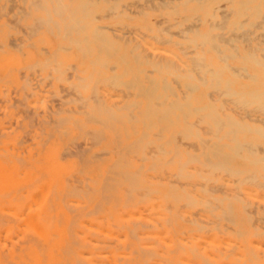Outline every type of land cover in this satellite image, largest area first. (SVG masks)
<instances>
[{
  "label": "rangeland",
  "instance_id": "obj_1",
  "mask_svg": "<svg viewBox=\"0 0 264 264\" xmlns=\"http://www.w3.org/2000/svg\"><path fill=\"white\" fill-rule=\"evenodd\" d=\"M32 1L34 2V0H32ZM32 1L31 0H0V188L2 187L0 189V192L2 193V194L0 193V196L2 197V199L0 197V247H1L0 254H2L3 251H5L4 254L2 255L3 257L2 256H1L2 258L0 257V260L5 259L3 262L0 261L1 264H4L5 261H6L5 264H7V263L11 264L10 260H11L12 255L14 256L15 254H17L16 256L18 257V255L22 252V250L24 251L23 252L24 254L21 253L23 255L22 256L19 255V257L21 259V257H23V256L25 257V256H27V254H29L27 257L23 258L27 261H30V259L32 261V258H34V259L38 258L37 260L39 262H41L40 264H50V263L54 264L52 262H54L55 259L57 261L58 258L62 259V261H63L64 259L61 258V257H63L62 253L67 252L66 254H68V252H69L66 249H65L66 250V252H65L63 246L64 247L66 246L68 250L71 249L69 246H67L69 241H70L69 243L76 242V243H78V245L84 244L85 247L89 246V245H85V243L87 244L90 242L89 243L90 248L93 250V253H96L94 251H97L94 248L95 247L98 248V246L95 245L94 243L98 244L99 242H101L102 243V244L100 243L101 245L104 244V246H102V248H104V249L107 248V251H105V252H108V254H110V252L114 251L113 250V251L109 252L110 249H113L112 246L118 245L119 246L118 249H116L114 246V248L116 249L115 251L117 252V250H119L120 253L125 252V254L128 255V256H126L125 254H123V256L125 255L124 257L122 255H120V258L121 257L124 258V259L123 258L120 259L121 264L131 263L129 261V260H131V258H134L132 260V263L136 261L135 263H138V264L139 263L140 264H146V263L147 264H155L156 260H157L156 264H169V263L170 264H195L196 259H197L198 263L200 260L202 262V264H216V263H214V261H212V258L210 257L211 254H210V252H208L210 249L215 250L218 253L222 251L221 254L227 258L223 263H220V264H226V263L227 264H261V263L264 264V246H263L264 245V237H263L264 236V232H263L264 231V218H263L264 217V206H261V205H264V202H263L264 201V173H263L264 168H262V167H264V163H263L264 162V153H261V152H264V150H262L264 148V135H259L260 133H255L254 131H250V132H248L247 130L243 131L241 128L238 129L240 132H238V131L231 132L229 135H227V138H226V135L225 136L222 135L225 132V129L227 128V126L223 127V123L225 122V117H227L226 115H225V117L223 115L227 114V112L230 111V113H232L233 115H235V113H236L235 116L237 118H240V117H246V119H249V117H250V119L255 118L253 120L255 122H252V123H255L257 125H261L262 127H264V121H263L264 112L262 110H260L259 108L256 109L255 105L250 104L248 106V108H245L247 106L242 105L244 103L240 104L239 102L236 103V101H235V103L238 104V105H236L234 102L233 103L230 102V101H234L236 96H234V95H230V97L226 96L225 95V94H227V92H225L226 87L224 88L223 85H220V86L211 85L210 82L207 80L208 79L207 77H209V75H210L209 72L208 71L204 72V70L207 68V66H208V69L211 67L210 64L212 65V67L209 69L210 72H211V69L214 70L216 68H223L224 71H221V73H220L221 77L222 78H234L236 81L231 85L230 88L231 89L234 88L233 90H238L239 84L246 82V80H247V78L245 76H243L246 74L244 72L245 71L244 69L246 68V70L249 72L254 71V68H252V66L244 60V58L247 55H249L247 53L251 54L253 52V55L258 60H260L261 62H264V56L262 58V56L260 55V54L264 53V52H261V48H264V44H263L264 43V40H263L264 36H262V35H264L263 34L264 33L263 32L264 23L262 24V22H264V18H263V16H264V14H263L264 13V5L263 4L264 3L262 2V0H255V2H254V4L259 5V8H260L259 14L261 16L260 15H258V16L257 15H251L250 12H247V11L241 12L240 14L235 13L236 14L235 15L233 12L234 8L232 10L230 8H232L236 4V0H232V1L231 0H229V1L225 0V2H224V0H218L219 2L214 4V8L219 13L224 14L226 12L227 6L229 7V11L230 10L232 11V12L230 11V13H229L230 16L227 14L229 17V19H228V17L226 18V19H228L227 20L228 22L227 21L223 22L222 21L223 18L221 19L222 16H220V15L216 16L217 18L216 17L211 18L212 17V16L210 17L211 10H209L205 6H202L204 0H198L199 3L196 0H193V1L188 0L189 2L187 0H186V2H184L185 0H173V1H171L173 3V5L170 2H169L170 4L168 3L170 6L168 4H167V6L164 5L167 8H164V7L160 8L161 5H160V7H158L157 4H155L156 2L154 3V0H119V1L95 0V1L99 2V4L97 3L98 4L97 9H95V12L93 13L92 17H90V19L87 22H84L85 23L84 25L86 26V28L84 29V32L79 30L80 35L77 34L78 32L76 34H75V32H71V34H70V32H67L63 28V24H64L63 22L64 21L63 22L61 21L63 19V18H61L62 16L59 17V15L56 12H54V11L52 12V10H54L53 9L54 6L51 5V4H54L53 1L51 3V0L50 1L46 0L47 3H44L45 5L46 4L48 5V6L46 5V7L49 8L50 12L47 9H46V11L41 10V9L45 8V7L43 8L44 4H43L42 8L36 10L32 5V3H33ZM70 1L69 0H62V2L68 8H71V6L75 5L77 2V0H70ZM114 2L116 3V5L115 4L114 5L117 6V7H115L116 9H112V8H114V5H112ZM185 3H186V5L184 6ZM137 4H139L141 6H139ZM153 4L156 6H155V10L152 11V9L154 8ZM178 4H179V6H178ZM209 4H211V3H209ZM175 5H177V7ZM110 6L112 7L111 9L113 10V12H115L114 10H117V12L113 13L112 10L110 9ZM139 7H141V8H139ZM170 7L171 8L173 7V8L171 9ZM174 7H176V8H174ZM126 8L129 10H127ZM184 8H186L185 11H184ZM174 9H176V10L178 9L179 11L177 10L178 11L177 12L175 10V12H174ZM22 10L24 11V15H23ZM107 10H109V12ZM25 11H28V12H25ZM140 11H143V12H140ZM25 13L26 14L28 13V14L26 15ZM45 13H46L48 19H46L47 17L45 16ZM54 13L57 16L56 15L54 16ZM142 13H148V14H146V16H145V14H142ZM153 13H154V15H152ZM174 13H176V15ZM118 14H120V15H118ZM178 14H179V16H178ZM196 14L200 15L199 16L200 21L194 20V18L197 17ZM21 15H23V16H21ZM48 15L52 16L51 17L52 22L57 21L58 24H56V22L55 23L53 22L54 23L53 24L50 20V16H48ZM115 15H116V18H115ZM190 16L192 18H189ZM238 16H239V18H238ZM24 17L26 18V20ZM38 17H40V18H38ZM41 17H42V19H41ZM186 17H187L188 21L185 20L186 22H183V20ZM256 17H258V18H256ZM37 18H38V20H37ZM174 18H175V20H173ZM244 18H246V19H244ZM43 19H45L47 21H45ZM42 20H43V22L41 23L40 21H42ZM208 20L210 23L208 22ZM213 20L214 21L218 20L219 22L222 21L223 25L221 24V28H223L222 32L224 33L225 37L222 35V32L220 31L221 30L220 27H219L220 30L218 29V27H216L217 29L213 28L214 30L210 28L212 26L214 27V23H212ZM245 20H247L246 23H245ZM191 21H192L194 27L198 26V28L200 29V32H202V31L205 32L207 30H211L212 34L217 33L219 35V33H220L225 39L228 38L227 40L232 39L235 36L239 37L240 34L242 36H245V38L240 35L241 38H244V40H242L240 37H239V39L235 37L234 40L238 39L237 41H235V43L233 42L234 41L233 40V41H229V45H228V43L225 45L223 44L227 48L230 46L232 47L233 45H235V47L237 46L236 51L235 50L234 51L233 50H223L224 52H222V50L221 51L218 50V52H215L217 50H209V52H208V50H207V52H206V50H203V52H201L202 48H201V46H199L200 44L196 45V43H195V45H196L195 46L194 44H192L193 42L190 41V39H192L193 34H194V33H192L193 31L188 32V31H185V29H183V28H185V26L189 25L191 23ZM218 21L215 22V24L218 23V25H220ZM257 21H259V23H261L260 28L257 24L258 23ZM168 22H169V24H168ZM176 22H178V23H176ZM43 23H45V24H43ZM175 23H176V25L174 26L173 24H175ZM233 23H235V27L237 29L234 28ZM46 24H47V26H45ZM209 24H211V25L209 26ZM125 25H126V27H125ZM155 25H157V26H155ZM158 25H161V26H159V28L160 27L164 28V26L167 25V28L166 27L164 28L165 32L162 31L163 30L162 28H160L161 29L160 31L163 33L169 32L170 35H169V33L167 35L161 33L159 31ZM178 25H179V27H178ZM238 25H241V27ZM245 25H248V29H246L247 26H245ZM49 26L52 27L51 30L49 29ZM85 26H83V27H85ZM98 26H101V27L98 28ZM223 26L226 28H224ZM56 27H58V29H56ZM102 27H103V29H100ZM238 27H240L241 29ZM242 27L246 32L244 30H242ZM106 28H108V29H106ZM178 28L182 30V32H183L182 35L184 37H188V38H184L181 35V33L179 31H177ZM94 29L104 30L105 32H107L112 37V39L114 41H116L120 44H123V45L125 44V46H128L129 49H131L135 45L134 46L135 50H118V51H116V55L114 52V55L116 57L113 55V52H110V54H112L111 56H108L110 54L106 55L107 58H106L105 63L107 62V65L105 64L103 67H100V64L102 66V63H104V62L97 61V58H95V57H100L101 53L97 54L98 52L96 50H90V48H88L89 50H87V52H86L87 46H85V44L87 45V43L86 42L80 43L77 40V39H80V41H83L82 40L83 36L90 34V32ZM137 29L141 33H139V31ZM148 29H150L151 31H148ZM228 29H229V31H228ZM58 30L60 31L59 33H57ZM230 30H232V32L234 30V32L231 33ZM249 30L251 31V33H253V35H255L254 36L255 38L253 37V35L250 32L247 33V31H249ZM252 30H253V32H252ZM171 31L173 32L174 35L172 34ZM242 31L244 33H242ZM237 32L240 33L238 36H237ZM144 34L146 35L145 37H144ZM171 34H172V36H171ZM229 34H232V35H229ZM246 34H249V35L251 34L250 35L251 41H250V39H248L249 35L246 36ZM139 35L144 37V38L140 37ZM149 35L150 36L152 35L153 38L151 39V37ZM256 35H258V36H256ZM261 36L263 37L262 40H260L262 38ZM69 37L71 38V40L73 39L71 42L69 41L70 40ZM138 37H140L141 39ZM148 37H150V38H148ZM160 37H164L165 39L171 38V41L168 40L169 41L168 44H165V43H167L166 40L163 38V40L165 41V42H163L162 38H161L162 41L159 40ZM257 37H258V39H257ZM157 38H159V39H157ZM146 40L148 41V43ZM157 41H159V42H157ZM189 41H190V44H189ZM248 41L251 42V46L249 44L250 42H248ZM66 42H69V44H67ZM150 42H152L153 45ZM78 43H79V45H78ZM230 43H232L233 45H231ZM256 43L257 44L262 43V44H259L257 46ZM138 44H140L139 45L140 47L138 46ZM187 46H189V47H187ZM79 47L83 48L84 55H82L83 54L82 52L80 53V51H78L80 49ZM180 47H181V49H180ZM182 47H183V49L185 47H187V48H185L187 50H185V49H184L185 51L182 50ZM255 47L256 48L258 47L259 49H255ZM163 48H165V50ZM193 48H195V49L192 50ZM58 49H60V50L58 51ZM179 50L180 51L182 50L181 53L184 54L183 56ZM248 50H249V52H248ZM262 50L264 51V49H262ZM90 51L93 53H91ZM140 51H142V52H140ZM190 52H192V53H190ZM196 52L198 53L199 56H197ZM173 53H174V56H173ZM175 53L178 55L176 56ZM222 53L224 55L227 54L228 56H223ZM255 53L257 54V56ZM186 54H187V57H184V56H186ZM203 54H204V57H202ZM229 54H232V55L229 56ZM121 55H124V56L120 57ZM135 55L137 56L136 58H138V59H134ZM140 56H142L143 59L146 58L147 60L148 59L152 60L155 57V60L159 59L165 65L167 64L166 62H168V64L166 65L168 67L167 68L165 67L164 69L158 71L159 72V74H158L157 70L153 71L154 67L152 65V62L151 61L144 62V60L139 59ZM231 56L234 59H231L232 58ZM179 57H180V59H179ZM188 57H190V58H188ZM197 57H200V59ZM217 57H219V59L221 57H222L221 59H226L227 57H229L226 59L227 64L225 63L224 60L220 61ZM55 58H57V59H55ZM122 58H124L123 62H121L122 60L120 61V59H122ZM191 58H197L199 61L200 60L202 61V58H204V60H203V62L200 61V63H198L200 65L196 64V66L198 65L197 68L193 69L191 67H193L195 65L194 63L196 61H194V59L190 60ZM49 59L51 61H49ZM134 60H136V61H134ZM182 60L187 61V62H184V63L181 62L180 63L179 61H182ZM198 60H197V62H198ZM47 61H49L50 63H48ZM90 61H93L94 63L90 62ZM51 62H52V64H51ZM57 62H58V64H57ZM125 62H127V65L125 64ZM172 62H175V66H171V64L174 65V63H172ZM91 63L94 64L93 67H92ZM201 63L207 64V65L201 66ZM50 64H51V66H50ZM60 64L62 65L61 69H60V66H61ZM68 65L69 66L71 65V66L68 67ZM110 65H114L113 68L110 67ZM177 65L179 66V68L177 67ZM191 65H193V66H191ZM227 65H229V66H227ZM53 66L55 67V69ZM57 66H59V67H57ZM105 66H107L106 69H105ZM185 66L188 67V69ZM196 66H194V67H196ZM199 66H200L199 70H201V71L197 70L199 68ZM230 66L233 69L230 70L229 69ZM233 66L237 67L236 70L238 71V73L236 70H234L235 68ZM243 66H245V68ZM63 67H65V68H63ZM136 67H138L139 69ZM201 67H202V69H201ZM238 67L240 69H238ZM92 68L95 69V71ZM225 68H228V69H225ZM129 69H131L132 71ZM136 69L139 71H137ZM242 69H243V71H242ZM58 70H59V72H58ZM84 70H86L87 72ZM111 70H112V72H110ZM134 70H135V72H134ZM150 70H152V74H150L151 73ZM60 71H62V72H60ZM82 71H84V72H82ZM196 71H198V72H196ZM232 71L236 72V73L235 72L233 73V75H235L234 77H233V75H231ZM97 72H99V73H97ZM140 72H142V73H140ZM177 72L181 76L177 77L176 76ZM239 72L242 73V75H241L242 78H240L238 76L240 74ZM168 73H170V74H168ZM98 74H100V75H98ZM171 74H174V75H171ZM101 75H103V76H101ZM108 75L112 78H113V76L116 77V79H117L116 84H114L115 83L114 80H116V79L113 78L114 80H112V78H110ZM133 75L137 76V77L135 78ZM187 75L188 76L192 75L193 78H190V76H189L190 79H188V77H186ZM90 76H91V79H88V78H90ZM125 76H127V77H125ZM132 76H133V79H132ZM151 76H152V78H154V77L156 78V80L154 78L155 82L151 79ZM174 76H175V78H174ZM84 78H86V79H84ZM104 78H106L107 80ZM109 78H110V80H109ZM134 78L136 80L139 79V80H137L138 82L135 80V84H133ZM171 78H174V79H171ZM194 78H195V80H194ZM202 78H204V79L202 80ZM150 79L152 80L150 82H154L153 83L154 85L152 83L149 84ZM80 80L83 82H78ZM108 80H109V83L107 84ZM164 80L167 81L166 84H167L169 89L166 88V86H164V85H166ZM175 80H176V82H175L176 84H177V82L179 83V84H177V86L173 82ZM94 81H97V84ZM128 81L132 83L131 86H130V83ZM139 81H140V84H137V83H139ZM163 81H164V83H163ZM93 82H94V84H93ZM122 82L125 86L122 84L119 85V83H122ZM127 82L129 83V85H127ZM189 82H191V83L189 84ZM84 83L85 84L87 83V85L85 86ZM98 83H99V85H98ZM112 83L114 86L112 85ZM155 83H158V84H155ZM168 83L171 85H169ZM184 83H186V85H184ZM202 83H206V84L202 85ZM79 84H80V86H79ZM82 84H84V85L82 86ZM106 84H107V86H106ZM100 85L102 86V89L101 88L99 89ZM187 85H188V87H191L194 89V90L192 89L191 93L189 92V90L191 91V88L186 89ZM195 85H197V86H195ZM209 85H211L212 87ZM78 86H79V88H78ZM140 86H141V88H140ZM146 86H147V88H146ZM169 86L170 87L172 86L171 90H170ZM80 87H81V89H80ZM83 87H84V90H83ZM136 87H137V89H136ZM150 87H151V90H149ZM95 88H96V90H95ZM176 88H179V90ZM115 89H117L118 92ZM128 89H130V90L127 91ZM164 89L167 90V92L166 91L165 92L167 93L168 96H166V93L163 92ZM172 89L174 90V93H175L174 95L176 97L172 96L170 94V92L173 93ZM139 90L141 92L142 91L143 92L142 93L141 92L136 93ZM152 90H154L158 94V96H151L150 93L152 92ZM223 90H224V92H222ZM91 91H93V92H91ZM126 91L128 93L130 91L131 92L128 94ZM185 91H186V94H185ZM95 92L98 94H95ZM182 92H183V95H182ZM133 93H134V95H133ZM143 93H144V95H143ZM210 93H212V94H210ZM92 94H94V95H92ZM136 94H138V96ZM140 94H142V96H145V97H142ZM169 94H170V96H169ZM223 94L225 95V96H223V98H225V99H223L224 101L222 100V96H221ZM118 95H119V97L123 96V98L120 99L121 97L119 98ZM187 95H188V97H187ZM212 95H213V97H212ZM87 96H88V98H87ZM90 96L92 98H90ZM164 96H165V98H164ZM189 96H190V98H189ZM178 97H179V99H178ZM183 97H185V100ZM210 97H212V99L209 101ZM218 97H220V98H218ZM150 98H152V99H150ZM175 98L177 101L175 100ZM214 98H217L218 100L217 99L215 100ZM162 99L167 104V105H165V103H164L165 107H164V105L163 106L161 105V103L163 104ZM172 99L175 100V102H176L175 104L177 106L180 105V109H182L181 107H183V109L185 111L184 112H183V110L179 111L180 110V109L178 110L179 106L178 107L176 106L177 108H175ZM213 99H214V101H216L215 105L212 104L214 102V101H212ZM226 99H227V101H226ZM229 99H231V100H229ZM137 100H138V102H141V104L138 103ZM186 100H188V101L185 102ZM118 101L120 103H118ZM160 101H161V103H158ZM171 101H172V103H171ZM124 102H125V104H124ZM132 102L135 103V106L133 105L134 107H132ZM155 102L160 104V106L158 104H156ZM188 102H190V103H188ZM220 102L224 105V107L222 108V109H224L223 110L224 114L222 113ZM94 103H95V105H94ZM104 103H105V105H103ZM126 103H127V108H124L126 106ZM170 103L173 104L172 106H174L175 110L171 106L173 109L170 110L171 107L168 108V111H167L168 116H164V117L162 116L161 117L160 116L161 114L157 113V110H159L158 107L160 108V110H162V107H163V109H167V107L169 105H171ZM181 103H183V104L185 103L184 106L186 105L185 106L186 108L183 105L181 106ZM224 103L226 104V106ZM231 103L234 105H232ZM123 104L125 106H122ZM138 104H140V105H138ZM148 104L150 106H148ZM128 105H129V108H128ZM208 105H210V106H208ZM235 105L238 109L235 108ZM246 105H248V104H246ZM87 106H88V108H87ZM187 106H189V107L187 108ZM201 106H203V108L200 109ZM213 106H215V107H213ZM238 106H240L241 109H239ZM99 107H100V109H99ZM103 107H106V108L104 109ZM107 107H110V110L112 108L113 113H115L117 115V116L115 114L112 115V119H114V118L116 119V121H114L115 119L112 120L113 124H115V125L109 124L110 120H111V116H109V115H111L112 111L110 112V110H107L110 112V114H109V112L106 114L105 111H106ZM121 107H123V109H121ZM138 107H140V108H138ZM156 107H157V110H155ZM192 107H195V109L198 112L196 110H194V108H192ZM209 107L212 108V109L210 108L211 110L216 109V110H214V113L212 112L216 116L212 115L209 118L205 115V113H206L205 111H207L209 109ZM101 108L103 109V111ZM133 108H134V110H133ZM190 108L192 110L188 111L190 113H187V110ZM197 108H199V110ZM229 108L233 109V110L235 109L234 110L235 113L232 112L233 110H226ZM252 108H254V109H252ZM90 110H92V111H90ZM93 110H95V111L93 112ZM247 110L249 111V113H247V115H251V116L245 115L246 114L245 111H247ZM137 111L139 113H137ZM146 111H148V112H146ZM173 111L175 114L173 113ZM192 111H193V113L196 112L197 114L198 113L199 114L196 115V113H194V115H193L191 113ZM87 112L88 113L90 112L89 116H88ZM121 112H122V114H124V113L126 114V115L124 114L123 118L121 117L122 116ZM128 112L131 113V115L134 117V119L132 116H130V114L127 117ZM151 112L154 113L151 117H153V116L154 117L149 119V117H150L149 114H152ZM237 112H238L239 116L242 113L240 117L237 115ZM184 113L188 115V118L186 115L184 116ZM99 114H101L102 117H101V115H100V117L97 116ZM155 114L158 115V117L155 116ZM201 114H202V116H201ZM217 114H218V116H217ZM169 115L170 116L171 115H173V116L177 115L178 118L175 117L176 119L175 118L173 119L172 118L173 116L170 117ZM94 116H96L95 119H94ZM104 116H106L107 119L109 117L110 120L108 119V122L101 123V122L106 121V120H104V119H106V118H104ZM195 116L196 117L200 116L199 120H198V118L196 119ZM91 117H93V118H91ZM130 117L134 121H132V119ZM140 117H142V118H140ZM159 117H160V120H157V119H159ZM203 117L205 119H203ZM217 117L219 118V120H222L221 121L222 122L221 128L223 127V129L221 130V128L216 127L218 130L215 131L216 129H215V126L212 122H214L213 119L215 120V118H217ZM100 118H102L101 119L102 121L99 120ZM218 118H217V120H218ZM141 119L143 120V122L141 121ZM146 119H148L147 120L148 122L151 121L152 119L153 120H152V122L148 123L147 121H144ZM171 119L176 121V123ZM209 119H211V120L209 121ZM223 119H224V121H223ZM79 120H81V121H79ZM194 120H196V121L201 120L200 122L203 121L202 123L198 122L199 124H197V125L199 126V128L196 127L197 125L194 122ZM204 120L205 121L207 120V121L205 122ZM90 121H91V123H90ZM117 121H120V123H117ZM153 121H155V122H153ZM162 121L164 122L165 126L162 125V123H163ZM185 121H187L191 124L188 123L189 126L186 127L187 125H186ZM144 122H146L145 125L147 126L148 130H146V126L143 125ZM170 122L172 123V125L170 124V126H168L169 127L168 128L166 126V124H169ZM95 123H98V124H95ZM150 123H154L153 126L150 127ZM105 124H106V127H105ZM121 124H123V125H121ZM211 124H212L211 129H213L214 131L210 130L209 126ZM83 125H85V126H83ZM100 125L101 126L104 125L105 129H104V127L101 128ZM110 125L113 127H110ZM118 125L120 128L118 127ZM160 125H161V127L162 126L166 127V129L168 131L166 132L165 128H160ZM190 125L191 126L193 125L192 126L193 128L190 127ZM114 126H116L117 128L116 127L114 128ZM202 126H203V128L204 127L205 128L201 129L200 127H202ZM131 127L133 129L135 127L136 128L135 131L132 130ZM174 127H175V129H173ZM184 127H185L186 132L184 131ZM189 128L192 130L190 131ZM150 129H151V131H150ZM161 129L164 130V132L162 130V134H163L162 136L163 137H161V134H159V133H161L160 132ZM198 129H199L200 134H197ZM173 130H174V132H173ZM180 130H182V131H180ZM195 130H197V131H195ZM241 130L243 132H241ZM136 131H137V134H136ZM143 131L144 132L147 131L145 135H143L144 134ZM189 131L192 134H190ZM99 132H102V134L100 135ZM141 132H142V134H141ZM156 132L158 135L156 134ZM176 132L179 134H177ZM214 132L218 133V134L220 133V134L216 137L217 134H215ZM115 133L116 134L118 133L119 137H117L118 134L116 135ZM186 133H187V136L185 135ZM114 134L116 135V137ZM152 134H153V136H152ZM183 135H185L186 137ZM193 135L196 137L197 136L199 137V135H200V137H199L200 141L198 140V138L194 137ZM155 136H157V137L159 136V138L161 137L163 139L160 138V141H159L156 137V139L158 140V141H156ZM220 136H222V138H223L221 141H220V138H221ZM183 137H184V140L182 139ZM224 137H225V139H224ZM232 137H233V139H232ZM235 137H237L238 140H236L237 138H235ZM116 138H117V140H116ZM174 138L176 139L177 143L175 141L172 142V140H174ZM206 138L211 139V141H209V139H206ZM152 139H154V140L151 142ZM203 139H205V142L202 141ZM167 140H169L168 143L165 142ZM206 140L210 143L207 144L208 142H206ZM228 140H230V141L234 140V141L230 142ZM235 140L238 141L239 145L243 143L245 145V147L247 146V148L242 146V149H244V150H242L241 147L239 146L237 149H235L236 145L234 146V142H235V144L237 143ZM135 141L138 142L137 146L140 149L137 148V146H135L136 145ZM195 141H196V143H195ZM140 142L143 144H141ZM144 142L145 143L149 142V144L146 143V146L143 147L145 144ZM199 142H200V144H199ZM202 142H204L206 145ZM212 142H214L215 144ZM244 142H246V143L248 142L247 145ZM129 143L130 144L132 143V144L130 145ZM134 143H135V145H134ZM139 143L141 145H138ZM160 143H162V144H160ZM174 143L177 144L176 146H177L178 150L176 149ZM219 143H221L220 144L221 146L219 145ZM238 143H237V145H238ZM249 143L250 144L252 143L253 148L248 147ZM125 144L126 145L129 144V145H127V146H129L128 150L131 151L132 153L129 151H127L128 152L127 153L126 150L123 149V148L127 147ZM158 144H160L162 146H160ZM203 144H204V146H203ZM210 144H212V145H210ZM256 144H260L261 146L256 145ZM120 145L122 147L121 148L122 151L119 148ZM124 145H125V147H123ZM132 145H133V148L135 146V149H138V150L133 151ZM148 145L151 147V149L153 148L154 150H151L150 147H148ZM152 145L154 147L156 145L157 148L155 149L154 147H152ZM163 145H164V147H163ZM218 145H219V147H218ZM222 146L230 147L229 148L230 150H228L227 147L223 148ZM256 146H258V147L260 146V148H257ZM158 147L160 149H158ZM163 148H165V149H163ZM197 148H199V150ZM207 148H209V149L211 148L210 150H213L214 153L212 151L210 152L209 150H207ZM214 148L217 150H215ZM250 148L252 149V151H253V149L254 150L256 149V152L253 151L255 154H258V152L260 154L255 155L254 153L250 152L251 151ZM195 149L198 151H196ZM203 149H204V153L202 152ZM238 149L240 151L241 150L242 151L240 152ZM246 149H248V150L250 149V151H248V150L246 151ZM258 149H260V151H257ZM163 150H165V152H163ZM170 150H171V152H170ZM174 150L177 151V155H176V152ZM216 151H221V153L217 152L215 154ZM206 152H208V153L206 154ZM228 152H230V153H228ZM234 152H235V154H233ZM159 153L164 154V156H162L164 159L160 158L161 155ZM173 153H175L174 154L175 156L173 155ZM156 154H159V155H156ZM188 154L189 155L191 154L190 155L191 160H190V156ZM192 154L193 155L196 154L194 157V160H196V161L193 160ZM204 154H205V156H204ZM214 154L217 156V158ZM236 154L238 156H236ZM251 154H252V156H251ZM221 155H223L222 158H221ZM203 156L209 163H211V164L214 163V164H212L213 167L211 166V164L208 165V162L205 161ZM240 156H243V157L241 158ZM173 157H175V158H173ZM208 157H210L212 161L209 160ZM213 157L215 159H212ZM227 157H229V159ZM256 157H258V158H256ZM154 158H157L159 160L154 159ZM139 159H142V160H139ZM160 159H162V160H160ZM176 159H177V161L179 160L181 162H179V161L177 162ZM219 159L221 161L223 159H226V161H228V163H230V166H229L227 164V162L224 161L227 164V167L230 168V169L227 168V170H229V171L231 170L230 173H232V174L235 173L236 176L238 174L236 172H239V174L241 172L240 176H239V174L237 177L235 175L231 176L230 173L227 174L228 172L225 169H223V170L221 169L222 171L220 173L219 166H221V168L222 167L225 168L226 166H223V165H226V164L223 163V165H219V162H220ZM153 160L157 161L156 163L158 164V166L155 165ZM256 160L258 162L254 165ZM259 160H261V162ZM163 161H165L166 163ZM168 161H170V162H168ZM190 161H192V162H190ZM215 161L216 162L219 161V162L215 163ZM252 161H254V163H252ZM115 162H116V165H115ZM173 162H174V164H172ZM186 162H189V163H186ZM199 162H200V164H199ZM118 163H120V164H118ZM121 163L123 164L124 167L122 166ZM142 163H143V165H142ZM159 163H161V164L164 163L166 165H164V164L160 165ZM201 163L202 164L206 163V165L205 164L202 165ZM179 164L183 165V168L185 166L184 169H186V172L183 168L182 169L180 168L182 166ZM216 164H218L219 166ZM186 165L188 167L190 166L188 169L189 172H187L188 167L186 168ZM143 166H145V167H143ZM175 166L176 167L178 166V168H180V169L176 168ZM205 166H209V168H210V166L212 168H214L216 166L215 168H219L218 169L219 171L216 169V172H215L214 170H211L212 168L209 169L208 167H205ZM253 166H255V168ZM125 167H128V168H125ZM161 167H163L162 170H161ZM204 167H205V169H204ZM120 168H123V169L125 168L126 170L127 169L128 170L126 171L124 169L125 170L124 171L122 169L124 171V173H123V172H120ZM115 169L117 171H115ZM136 169H139L138 172H135ZM148 169H150V170H148ZM237 169H239V170H237ZM178 170H181V171L178 172ZM140 171H142L141 174H140ZM253 171H255V172H253ZM252 172L255 173L254 178L252 177L254 175ZM132 173L134 175L136 174L135 178L138 177L137 175L140 174L139 177L141 176L142 180L139 178L140 179L139 180L140 182H139L137 180V178L136 179L134 178ZM183 173L185 175L189 174L190 177L188 175L187 176L189 178L184 177L185 175H183ZM250 173H252V175ZM125 174L126 175L128 174L130 176L132 175L131 180H129L130 176H128V175L127 176L129 178L125 180V177H127V176H125ZM118 175H120L119 176L120 178H117ZM121 175H122V177L124 176L123 180L126 182L122 181ZM110 176H112V177H110ZM201 176L203 178H201ZM227 176H229V177H227ZM112 178L115 181L112 180ZM255 178L257 180H255ZM205 179H207L208 182ZM237 180L239 181V183ZM132 181H135L137 183H134ZM141 181H143V183ZM241 181L243 184L241 183ZM1 183H2V185H1ZM128 183H129V185H128ZM208 183H210V184H208ZM131 184H132V186H131ZM133 184H135V188H134ZM23 186H25V187H23ZM242 186L244 188H241ZM199 189L201 190V192ZM6 190H8V191H6ZM130 191H132V192H130ZM208 191H209V193H208ZM10 192H11V194H10ZM79 192H80V194H79ZM111 192H113V193H111ZM170 192L172 193V195ZM188 192H189V195H188ZM73 193H75V194H73ZM166 194H167V196H165ZM186 194H187V196H186ZM235 195H236V197H235ZM88 196H90V197L92 196L91 197L92 199L88 198ZM173 196H175V197H173ZM80 198H82V199H80ZM87 198H88V200H87ZM222 198H224V199H222ZM225 198H228V200ZM19 200L21 202L22 201L23 202L19 203L18 202ZM187 200H188V202H187ZM5 201H6V203H5ZM189 201L191 202V204L189 203ZM210 202H211V204H210ZM59 204L61 206H59ZM160 204H161V206H160ZM217 206L218 207L222 206V207L220 209V207L218 208ZM44 207H46V208H44ZM43 208H44V210H43ZM258 215H259V217H258ZM57 216L59 217V219ZM217 217H218V219H217ZM177 218L178 219L180 218V219L178 220ZM15 219H17V220H15ZM61 219H63V220H61ZM199 219H200V221H199ZM248 219H250V220H248ZM45 220H47V221H45ZM32 221H33V223H32ZM43 221H45V222H43ZM215 221H216L217 225L215 224ZM92 223H95V224L93 225ZM201 223H203V224L200 225ZM252 223H253V225H251ZM224 224L227 225V228H225L226 226ZM44 225H45V227H44ZM80 225H82V226H80ZM172 225L174 226L175 229L173 228ZM189 225H190V227H189ZM78 227H80V228H78ZM89 227H91V228H89ZM100 227H102V228H100ZM104 227H105V229H104ZM253 227H255V228H253ZM41 228H43L44 230H45V228H48V231H50V230L53 232L56 231V232H54V234L51 233V235L53 234L55 237L53 239V241L55 243L52 242L51 235L47 237L49 232L48 231L44 232V230H42ZM54 228H56L57 230H55ZM60 228L63 229L64 231L63 230L61 231ZM70 228H71V230H70ZM74 228H75V232L73 233L72 231H74ZM77 228L79 229V231L82 229L83 234H79V231ZM133 228H134V230H133ZM169 228H170V230H169ZM257 228H259V229H257ZM99 229L100 230L102 229V230L100 231ZM155 229H157V230H155ZM68 230H70V233L72 232L73 234H70L68 232ZM207 230H209V232ZM41 231L43 233H46V236L44 235L45 239H44V237H42V240L39 239L41 237V236H39V235H41L39 232H41ZM85 232L87 233V234H85L86 238H88V237L90 238V236L92 238L91 240L88 238L90 240L89 242L84 237ZM108 232H111V233H108ZM154 232L156 234H154ZM217 232H218V234H217ZM75 233L82 235L83 238L80 236L81 242L83 239H85L83 241L85 243L82 242L83 243L82 244L81 242H79L80 240L78 241V239H75V240L72 239V238H74ZM243 233H245V234H243ZM257 233H260V234H257ZM116 234L120 238H118V236ZM131 234H132V236H131ZM148 234H150V235H148ZM256 234H257V236H256ZM69 235L73 236V237L70 236V237H72L70 240L66 239L69 237ZM151 235H153V236H151ZM159 235H161V236H159ZM212 235H213V237H212ZM260 235H261V237H260ZM49 237H50V240H46V238L49 239ZM167 237H170V238H167ZM215 237H216V239H215ZM63 238L66 239V245H64L65 242L63 244L61 243L62 241H64V240H62ZM76 238H78L77 235H76ZM148 238H150V239H148ZM163 238H165V239H163ZM175 238H177V239H175ZM55 239L57 241L59 239H61L60 240L61 242L60 241H58V242H59V244L61 243L62 247L60 245H58V242L55 241ZM121 239H122V241H121ZM213 239H215L216 244H218V245L220 244V245L217 246L213 242L214 241ZM39 240H40V243H39ZM175 240L177 241V243L175 242ZM47 241H49L51 244ZM41 242H43V244H45V246H43V248L38 247V246H40V247L42 246ZM46 242L49 243V245L55 244L54 245L55 247L50 248V246H47V249H46ZM171 242H173V243H171ZM196 242L198 243L199 246H202V248L199 247V249H198V246L197 247L195 246V244L197 245ZM76 243L73 244V246H75V248L79 247L78 245L76 246ZM139 243H141V244H139ZM167 243L168 244L171 243V244L168 245ZM127 244L130 245L131 247L128 246ZM153 244H154V246H153ZM190 244H194L195 248H194V246L192 247ZM68 245H70V244H68ZM108 245H110V246H108ZM227 245H230L232 247L227 246ZM28 246H29V248H28ZM30 246H31V248H30ZM57 246H59L60 249L63 248V250L60 251L59 248L58 249L56 248ZM91 246L94 248H92ZM162 246H163V248H162ZM239 246H241V247L239 248ZM109 247H110V249H109ZM138 247H139V250H138ZM206 247H207V251H206ZM23 248H25V250ZM49 248H50V250H52L54 248L57 249L56 252L59 251L60 255L58 256L57 253L53 250H52V252H55L56 254L52 253L49 250ZM100 248L101 247L98 248V251L96 253V254H99V257H101L100 255L102 252V250L99 251ZM181 248H182V250H180ZM188 248H189V250H188ZM37 249L39 250V253H41V255L43 257H45L44 259L50 261V263L48 261L46 262L43 260V257L38 253ZM43 249H46L47 251L48 250L49 251L48 252L46 251V253H45V250H43ZM74 249L69 252L67 257L70 256V253L73 254L72 252L76 251ZM84 249H85L84 251H87L89 248L88 249L84 248ZM170 249H172V250L170 251ZM195 249L196 250L197 249L198 250L204 249V250L200 254L199 252L197 253V251ZM77 250H79V249H77ZM82 250L83 249H81V251ZM92 250H90V249L88 250L91 252L82 251L86 255L85 256L83 254L82 258L83 259L85 258L86 260L89 258L100 259V258H97L98 255H95L92 253ZM145 250H147V251H145ZM34 251H36V252H34ZM144 251H145V253H144ZM168 251L172 257L170 255H168V256L171 257L172 259L166 258L167 254L164 255L165 253H168ZM181 251H183V253L185 252V254H183ZM205 251H206V253H204ZM10 252H13V253H10ZM80 252H79V254L81 256ZM160 252L162 255H160ZM179 252H180V255H179ZM224 252H226V253H224ZM9 253L11 254V256H10V258L7 259V256L10 255ZM25 253H26V255H25ZM30 253H34V254L36 253L37 255H36V257H33L34 254H32V258H30V256H31ZM75 253L73 254L74 256H75ZM89 253H92V256L94 255L95 257H92V256L89 257V255H90ZM103 253H102V255H105V253L104 254ZM129 253H130V256H129ZM154 253H155V255H152ZM156 253H159V254L157 255ZM237 253L240 256H236ZM254 253H255L256 257L254 255ZM52 254H55V257H51ZM66 254H64V256ZM38 255L40 257H38ZM46 255L48 256V258H46L47 257ZM147 255H149V257ZM188 255L190 256V259L188 258L189 257ZM200 255H203V257H201ZM241 255H243V257ZM80 256L76 255V257L74 259H77L78 257L80 258ZM125 257L129 260L125 259ZM159 257H161V258L159 259ZM198 257H199V259H198ZM200 257L202 258V260ZM247 257H249V258H247ZM64 258H65V260L68 259V258L66 259V257H64ZM101 258H108V257H107V255H105V256H102ZM154 258H156V259H154ZM179 258H180V260H182L181 261L182 263L180 262ZM72 259L69 258V260H71V261H72ZM185 259H188L189 261L185 260ZM125 260H126V262H125ZM164 260H165V262H164ZM190 260H193V262ZM207 260H208V262H207ZM14 261L19 262L20 260H18V259L15 260L14 257H12V264ZM168 261H169V263H168ZM204 261L206 263H204ZM211 261H212V263H211ZM58 262H60V261L58 260L57 263ZM68 262H70V261H68ZM198 263H196V264H198Z\"/></svg>",
  "mask_w": 264,
  "mask_h": 264
},
{
  "label": "bare ground",
  "instance_id": "obj_2",
  "mask_svg": "<svg viewBox=\"0 0 264 264\" xmlns=\"http://www.w3.org/2000/svg\"><path fill=\"white\" fill-rule=\"evenodd\" d=\"M31 1H32V0H31ZM44 1H45V2H44ZM49 1H50V0H49ZM52 1L54 2V4H51V5L54 6V8H53L54 10H52V12H53V11L56 12V13L59 15V17L62 16L61 18H63V19H62L61 21H62V22L64 21V22H63V23H64V24H63V28H64L67 32H70V34H71V32H75V34L78 32L77 34H79V33H80L79 30H81V31L84 32V29L86 28V26L84 25V24H85L84 22H87V21L90 19V17H92L93 13L95 12V9H97V5L99 4V2H98V1H95V0H77V2H76L75 5L71 6V8H68V7L62 2V0H51V3H52ZM69 1H70V0H69ZM113 1H119V0H113ZM113 1H112V2H113ZM171 1H173V0H154V3L156 2L155 4H157L158 7H160V5H161L160 8H163V7H164V8H167V7H165V6H167V4H168L169 2L173 5V3H172ZM187 1H188V0H187ZM189 1H190V0H189ZM189 1H188V2H189ZM191 1H193V0H191ZM196 1L198 2V0H196ZM226 1H227V0H226ZM228 1H229V0H228ZM231 1H232V0H231ZM32 2H33V1H32ZM70 2H71V1H70ZM184 2H186V0H185ZM188 2H187V3H188ZM208 2L211 3V4H209ZM217 2H219V1H218V0H204L202 6H205V7H207L209 10H211V15H210V17L212 16L211 18H213V17L215 18V17L218 16V15L222 16L221 19H222V18H223V19L225 18L224 20L222 19L223 22H226V21L229 19L228 15L230 16L229 13H230V11H231L233 8H234V9H233L234 14H235V13H236V14H240L241 12L247 11V12H250L251 15H257V16L260 15V14H259V12H260L259 5H258V4H254L255 0H236V4H235L234 6L232 5L233 7L230 8V9H231L230 11H229V7H228V6L226 7V12H225L224 14L219 13V12L214 8V4L217 3ZM224 2H225V0H224ZM262 2L264 3V0H262ZM44 3H47L46 0H36V1L34 0V2L32 3V5H33V7H34L36 10H38V9L42 8V6H43ZM97 3H98V4H97ZM118 3H119V2H118ZM170 3H169V4H170ZM178 3H179V2H178ZM198 3H199V2H198ZM231 3H232V2H231ZM107 4H108V3H107ZM114 4L116 5L115 2H114L112 5H114ZM151 4H152V3H151ZM169 4H168V5H169ZM179 4H180V3H179ZM179 4H178V6H179ZM233 4H234V3H233ZM46 5H47V4H46ZM46 5L44 4L43 8H44V7H45V8H44V9H41V10H45V11H46V9L49 10V8H47ZM115 5H114V8H112V7L110 6V9H111V8H112V9H116L115 7H117V6H115ZM137 5H139V4H137ZM153 5H154V4H153ZM164 5H165V6H164ZM182 5H183V4H182ZM185 5H186V3L184 4V6H185ZM263 5H264V4H263ZM47 6H48V5H47ZM53 6H52V7H53ZM139 6H141V5H139ZM144 6H145V5H144ZM155 6H156V5L153 6L154 8L151 6V7L153 8L152 11L155 10ZM169 6H170V5H169ZM175 6L177 7V5H175ZM184 6H183V7H184ZM99 7H100V6H99ZM122 7H123V6H122ZM148 7H149V6H148ZM158 7H157V8H158ZM176 7H174V8H176ZM139 8H141V7H139ZM170 8H171V7H170ZM172 8H173V7H172ZM172 8H171V9H172ZM112 9H111V10H112ZM126 9H127V8H126ZM185 9H186V8H184V11H185ZM127 10H129V9H127ZM169 10H170V9H169ZM175 10H176V9H174V12H175ZM177 10H178V9H177ZM177 10H176V11H177ZM202 10H203V9H202ZM22 11H23V10H22ZM107 11L109 12V10H107ZM114 11L117 12V10H114ZM161 11H162V10H161ZM178 11H179V10H178ZM178 11H177V12H178ZM25 12H28V11H25ZM47 12H48V11H47ZM49 12H50V10H49ZM49 12H48V13H49ZM108 12H107V13H108ZM112 12H113V10H112ZM115 12H113V13H115ZM140 12H143V11H140ZM231 12H232V11H231ZM135 13H136V12H135ZM21 14H22V13H21ZM25 14H26V13H25ZM27 14H28V13H27ZM27 14H26V15H27ZM142 14H145V16H146V14H148V13H142ZM168 14H169V13H168ZM174 14L176 15V13H174ZM227 14H228V15H227ZM236 14H235V15H236ZM263 14H264V13H263ZM263 14H262V15H263ZM23 15H24V11H23ZM23 15H21V16H23ZM29 15H30V14H29ZM29 15H28V16H29ZM55 15H56V14L54 13V16H55ZM118 15H120V14H118ZM152 15H154V13H153ZM163 15H164V14H163ZM191 15H192V14H191ZM196 15H197V14H196ZM241 15H242V14H241ZM45 16L47 17L46 13H45ZM48 16H50V15H48ZM56 16H57V15H56ZM122 16H123V15H122ZM170 16H171V15H170ZM178 16H179V14H178ZM199 16H200V15H197V17L194 18V20H196V21L199 20V21H200ZM239 16H240V15H239ZM239 16H238V18H239ZM260 16H261V15H260ZM26 17H27V16H26ZM51 17H52V16H50V20L52 19ZM96 17H97V16H96ZM125 17H126V16H125ZM227 17H228V19H226ZM246 17H247V16H246ZM24 18H25V17H24ZM38 18H40V17H38ZM38 18H37V20H38ZM115 18H116V15H115ZM129 18H130V17H129ZM135 18H136V17H135ZM135 18H134V19H135ZM182 18H183V17H182ZM189 18H192V17L190 16ZM216 18H217V17H216ZM256 18H258V17H256ZM263 18H264V16H263ZM41 19H42V17H41ZM46 19H48V17H47ZM93 19H94V18H93ZM144 19H145V18H144ZM244 19H246V18H244ZM254 19H255V18H254ZM25 20H26V18H25ZM43 20H45V19H43ZM43 20L40 21V22L42 23ZM167 20H168V19H167ZM169 20H170V19H169ZM173 20H175V18H174ZM185 20L188 21L187 17L183 20V22H186ZM210 20H211V19H210ZM247 20H248V19H247ZM247 20H245V23L247 22ZM45 21H47V20H45ZM217 21H218V20H217ZM217 21H214V20L212 21V23H214V27H213V26L210 27L211 29H213V28L217 29L216 27H218V29H219V27L221 28L222 21H220V22L218 21L220 25H218V23L215 24V22H217ZM22 22H23V21H22ZM51 22H52V20H51ZM53 22H54V23L56 22V24H58L57 21H53ZM53 22H52V23H53ZM92 22H93V21H92ZM145 22H146V21H145ZM145 22H144V23H145ZM208 22H209V20H208ZM227 22H228V21H227ZM232 22H233V21H232ZM257 22H258L257 24H258V26H259V28H260V26H261L260 24H261V23H259V21H257ZM41 23H40V24H41ZM54 23H53V24H54ZM94 23H95V22H94ZM176 23H178V22H176ZM176 23L173 24V25L175 26ZM191 23H192V21H191ZM191 23L189 24L191 27H190L189 25H187V26H185V28H183V29H185V31H188V32H192V31H193L192 33H194V34H193L192 39H190V41L193 42L192 44H194V45H195V43H196V45H199V44H200L199 46H201V48H202V49L200 48V49H201V52H203V50H206V52H207V50H208V52H209V50H217V51H215V52H218V50H219V51L222 50V52H224L223 50H233V51H234V50H235V51L237 50V48H236L237 46L235 47V45H233L232 43H230L231 45H233L232 47L230 46L231 48H230V47L227 48L226 46H224V45L227 44V43H228V45H229V41H233L234 38H235L236 36H235L234 38H232V39H229V40H227L228 38L225 39V38H224V37H225V36H224V33L222 32V29H223V28H221V30H220V29H219V30L222 32V35H223L224 37H223L220 33H219V35H218L217 33H216V34H212V33H211V32H212L211 30H207V31H205V32H204V31L200 32V29L198 28V26H195V27H194V26H193V23H192V24H191ZM209 23H210V22H209ZM212 23H211V24H212ZM263 23H264V22H262V24H263ZM30 24H31V23H30ZM43 24H45V23H43ZM53 24H52V25H53ZM168 24H169V22H168ZM211 24H209V26H210ZM255 24H256V23H255ZM170 25H171V24H170ZM181 25H182V24H181ZM212 25H213V24H212ZM222 25H223V24H222ZM226 25H227V24H226ZM42 26H43V25H42ZM45 26H47V24H46ZM83 26H85V27H83ZM155 26H157V25H155ZM159 26H161V25H158V28H159ZM168 26H169V25H168ZM188 26H189V27H188ZM233 26H234L235 29H237V28L235 27V23H233ZM238 26L241 27V25H238ZM245 26H247L246 29H248V25H245ZM60 27H61V26H60ZM99 27H101V26H98V28H99ZM125 27H126V25H125ZM128 27H129V26H128ZM131 27H132V26H131ZM138 27H139V26H138ZM165 27L167 28V25H165L164 28H165ZM171 27H172V26H171ZM178 27H179V25H178ZM223 27H224V26H223ZM240 27H238V28H240ZM36 28H37V27H36ZM47 28H48V27H47ZM51 28H52V27L49 26V29H50V30H51ZM117 28H118V27H117ZM129 28H130V27H129ZM132 28H133V27H132ZM160 28L163 29L162 31L165 30L163 27H160ZM160 28H159V31L161 30ZM210 28H209V29H210ZM224 28H226V27H224ZM234 28H233V29H234ZM261 28H262V27H261ZM56 29H58V27H56ZM82 29H83V30H82ZM100 29H103V27L100 28ZM100 29H99V30L94 29V30H92V31L90 32V34H88V35H84V36H83V39H82L83 41H80V39H77L80 43H82V42H86V43H87V45L85 44V46H87L86 52H87V50H89L88 48H90V50H96V51L98 52L97 54H100V53H101V56H100V57H95V58H97V61L104 62V63H102V66H101V64H100V67H103L105 64L107 65V62L105 63L106 58H107L106 55H107V54H110V52H113V55H114V52H115V55H116V51H118V50H135V48H134L135 45H134L131 49H129V47H128V46H125V44L123 45V44H120V43L114 41V40L112 39V37H111L107 32H105L104 30H100ZM106 29H108V28H106ZM150 29H151V28H150ZM150 29H148V31H151V30H152V29H151V30H150ZM240 29H241V28H240ZM35 30H36V29H35ZM46 30H47V29H46ZM137 30H138V29H137ZM169 30H170V29H169ZM213 30H214V29H213ZM242 30H244L243 27H242ZM262 30H263V29H262ZM38 31H39V30H38ZM111 31H112V30H111ZM134 31H135V30H134ZM138 31H139V30H138ZM156 31H157V30H156ZM177 31H179V32L181 33V35H182L183 32H182L181 29L178 28ZM228 31H229V29H228ZM228 31H227V32H228ZM236 31H237V30H236ZM244 31H245V30H244ZM33 32H34V31H33ZM47 32H48V31H47ZM59 32H60V31L58 30L57 33H59ZM83 32H82V33H83ZM128 32H129V31H128ZM132 32H133V31H132ZM157 32H158V31H157ZM160 32H161V31H160ZM160 32H159V33H160ZM164 32H165V31H164ZM171 32H172V31H171ZM179 32H178V33H179ZM230 32L233 33L234 30H233V32H232V30H230ZM245 32H246V31H245ZM248 32L251 33L250 30L247 31V33H248ZM252 32H253V30H252ZM257 32H258V31H257ZM263 32H264V30H263ZM48 33H49V32H48ZM139 33H141V32L139 31ZM161 33H163V32H161ZM161 33H160V34H161ZM168 33H169V32H167V33H163V34H166V35H167ZM242 33H244V32L242 31ZM50 34H51V33H50ZM133 34H134V33H133ZM172 34H173V32H172ZM172 34H171V36H172ZM235 34H236V33H235ZM239 34H240V33L237 32V36H238ZM251 34L253 35V33H251ZM251 34H250V35H251ZM263 34H264V33H263ZM35 35H36V34H35ZM63 35H64V34H63ZM67 35H68V34H67ZM79 35H80V34H79ZM79 35H78V36H79ZM169 35H170V33H169ZM173 35H174V34H173ZM229 35H232V34H229ZM240 35H241V34H240ZM240 35H239V37L241 38L242 35H241V36H240ZM248 35H249V34H246V36H248ZM250 35H249V38H248V39H250V41H251ZM32 36H33V35H32ZM139 36H140V35H139ZM145 36H146V35L144 34V37H145ZM149 36H150V35H149ZM154 36H155V35H154ZM161 36H162V35H161ZM175 36H176V35H175ZM182 36H183V35H182ZM186 36H187V35H186ZM233 36H234V35H233ZM254 36H255V35H253V37H254ZM256 36H258V35H256ZM262 36H264V35H262ZM262 36H261V37H262ZM62 37H63V36H62ZM79 37H80V36H79ZM140 37H142V36H140ZM140 37H138V38H140ZM144 37H142V38H144ZM150 37H151V39L153 38L152 35H151ZM150 37H148V38H150ZM179 37H180V36H179ZM183 37H184V36H183ZM239 37H236V38L239 39ZM242 37L245 38V36H242ZM66 38H67V37H66ZM72 38H73V37H72ZM74 38H75V37H74ZM118 38H119V37H118ZM146 38H147V37H146ZM161 38H162V40H163L164 37H160V39H159V38H157V39L161 40ZM184 38H188V37H184ZM230 38H231V37H230ZM244 38H241V39L244 40ZM254 38H255V37H254ZM69 39H70V40H69L70 42L73 40V39L71 40L70 37H69ZM127 39H128V38H127ZM133 39H134V38H133ZM140 39H141V38H140ZM164 39H165V38H164ZM238 39L234 40L233 42L235 43V41H237ZM257 39H258V37H257ZM262 39H263V37H262L260 40H262ZM125 40H126V39H125ZM153 40H154V39H153ZM162 40H161V41H162ZM165 40H166V42H167V43H165V44H168V42H169L168 40L171 41V38H170V39H165ZM253 40H254V39H253ZM255 40H256V39H255ZM263 40H264V39H263ZM127 41H128V40H127ZM141 41H142V40H141ZM146 41H147V40H146ZM190 41H189V44H190ZM250 41H248V42H250ZM157 42H159V41H157ZM157 42H156V43H157ZM163 42H165V41L163 40ZM176 42H177V41H176ZM241 42H242V41H241ZM66 43L69 44V42H66ZM144 43H145V42H144ZM147 43H148V41H147ZM150 43H152V42H150ZM150 43H149V44H150ZM245 43H246V42H245ZM158 44H159V43H158ZM161 44H162V43H161ZM175 44H176V43H175ZM223 44H224V45H223ZM239 44H240V43H239ZM249 44H250V46H251V42H250ZM249 44H248V45H249ZM256 44H257V43H256ZM259 44H262V43H258L257 46H258ZM263 44H264V43H263ZM78 45H79V43H78ZM126 45H127V44H126ZM139 45H140V44H138V46H139ZM150 45H151V44H150ZM150 45H149V46H150ZM152 45H153V43H152ZM176 45H177V44H176ZM181 45H182V44H181ZM181 45H180V46H181ZM196 45H195V46H196ZM65 46H66V45H65ZM73 46H74V45H73ZM73 46H72V47H73ZM58 47H59V46H58ZM139 47H140V46H139ZM187 47H189V46H187ZM187 47H185V48H187ZM234 47H235V48H234ZM59 48H60V47H59ZM67 48H68V47H67ZM70 48H71V47H70ZM79 48H80V47H79ZM79 48H78V49H79ZM151 48H152V47H151ZM157 48H158V47H157ZM185 48H184V49H185ZM196 48H197V47H196ZM249 48H250V47H249ZM61 49H62V48H61ZM63 49H64V48H63ZM158 49H159V48H158ZM160 49H161V48H160ZM163 49L165 50V48H163ZM180 49H181V47H180ZM184 49H183V47H182V50H184ZM189 49H190V48H189ZM194 49H195V48H193L192 50H194ZM255 49H259V48H258V47H257V48L255 47ZM262 49H264V48H261V52H264ZM59 50H60V49H58V51H59ZM84 50H85V49H84ZM161 50H162V49H161ZM168 50H169V49H168ZM170 50H171V49H170ZM182 50H181V51L179 50L180 53L182 52ZM185 50H187V49H185ZM185 50H184V51H185ZM253 50H254V49H253ZM62 51H63V50H62ZM78 51H80V53L82 52V53H83L82 55H84V52H83V48H82V47H81ZM162 51H163V50H162ZM166 51H167V50H166ZM171 51H172V50H171ZM190 51H191V50H190ZM90 52H91V51H90ZM132 52H133V51H132ZM140 52H142V51H140ZM211 52H212V51H211ZM230 52H231V51H230ZM248 52H249V50H248ZM250 52H251V51H250ZM254 52H255V51H254ZM57 53H58V52H57ZM91 53H93V52H91ZM136 53H137V52H136ZM166 53H167V52H166ZM185 53H186V52H185ZM187 53H188V52H187ZM190 53H192V52H190ZM196 53H197V52H196ZM213 53H214V52H213ZM244 53H245V52H244ZM59 54H60V53H59ZM169 54H170V53H169ZM175 54H176V53H175ZM181 54H182V53H181ZM214 54H215V53H214ZM222 54H223V53H222ZM247 54H249V55H247L245 58H244V57H243V58H244V60H245L247 63H249V64L252 66V68H254V71H253V72H249V71L246 70L245 66H243V67L245 68V69H244V70H245L244 72L246 73V74L243 75V76H245V77L247 78V80H246V82H243V83H240V84H239V89H238V90H233L234 88H233V89L230 88L231 85L236 81L234 78H222V77H221V74H220V73H221V71H224L223 68H216V69H214V70L211 69V72H210L209 69L212 67V65L210 64L211 67L208 69V66H207V68H206L207 70L205 69L204 72H205V71H206V72H207V71L209 72L210 75H209V77H207V78H208L207 80L210 82L211 85H214V86H220V85H223L224 88L226 87V89H225V92H227V94H225L226 96H229V97H230V95H234V96H236L235 100L233 99L234 101H230V102H232V103L234 102V103H235V101H236V103H237V102H239L240 104L244 103V104H242V105L247 106V107H245V108H248V106H249L250 104H251V105H255V108H256V109L259 108L260 110H262V111L264 112V62H261L260 60H258V59L253 55V52H252L251 54H250V53H247ZM255 54H256V53H255ZM60 55H61V54H60ZM95 55H96V54H95ZM111 55H112V54H110V55H108V56H111ZM115 55H114V56H115ZM136 55H137V54H136ZM136 55H135L134 59H138V58H136V57H137ZM139 55H140V54H139ZM177 55H178V54H176V56H177ZM183 55H184V54H182V56H183ZM230 55H232V54H229V56H230ZM233 55H234V54H233ZM260 55H261L262 58H263L264 53H263V54H260ZM88 56H89V55H88ZM122 56H124V55H121L120 57H122ZM125 56H126V55H125ZM173 56H174V53H173ZM197 56H199L198 53H197ZM200 56H201V55H200ZM216 56H217V55H216ZM223 56H228V55H227V54H226V55L223 54ZM256 56H257V54H256ZM83 57H84V56H83ZM115 57H116V56H115ZM120 57H119V58H120ZM153 57H154V56H153ZM184 57H187V54H186V56H184ZM202 57H204V54L202 55ZM231 57H232V56H231ZM57 58H58V57H57ZM57 58H55V59H57ZM109 58H110V57H109ZM188 58H190V57H188ZM197 58L200 59V57H197ZM197 58H191V59H190V60H193V59H194V61H196V62L194 63L195 65L193 64L194 66H196V64L200 63V61H201V60L199 61ZM217 58L219 59V57H217ZM221 58H222V57H221ZM221 58H220L219 60H220V61H221V60H222V61L224 60L225 63L227 64L226 59L229 58V57H227L226 59H221ZM224 58H225V57H224ZM84 59H85V58H84ZM84 59H83V60H84ZM123 59H124V58L120 59V61L122 60L121 62H123ZM139 59H140V60H144V62H149V61H151V62H152V65H153V67H154V70H153V71L157 70V72H158V71L164 69L165 67H166V68L168 67V66H166V65L168 64V62H166L167 64L165 65L164 63H162L161 60H159V59H156V60H155V57H154V59H152V60H149V59L147 60L146 58L143 59V57L140 56ZM176 59H177V58H176ZM179 59H180V57H179ZM179 59H178V60H179ZM181 59H182V58H181ZM196 59L198 60V62H197ZM231 59H234V58L232 57ZM116 60H117V59H116ZM203 60H204V58H202V61H201V62H203ZM44 61H45V60H44ZM49 61H51V60L49 59ZM49 61H47V62L50 63ZM134 61H136V60H134ZM245 61H244V62H245ZM90 62H93V61H90ZM128 62H129V61H128ZM140 62H141V61H140ZM140 62H139V63H140ZM169 62H170V61H169ZM179 62H180V63H181V62L184 63V62H187V61H183V60H182V61H179ZM48 63H47V64H48ZM93 63H94V62H93ZM93 63H91L92 67H93V65H94ZM172 63H174V65L171 64V66H175V62H172ZM183 63H182V64H183ZM192 63H193V62H192ZM51 64H52V62H51ZM51 64H50V66H51ZM57 64H58V62H57ZM98 64H99V63H98ZM125 64L127 65V62H125ZM125 64H124V65H125ZM145 64H146V63H145ZM185 64H186V63H185ZM219 64H220V63H219ZM228 64H229V63H228ZM60 65H61V64H60ZM136 65H137V64H136ZM140 65H141V64H140ZM183 65H184V64H183ZM193 65H191V66H193ZM198 65H200V64H198ZM198 65H197V66H198ZM202 65H207V64H202V63H201V66H202ZM233 65H234V64H233ZM250 65H249V66H250ZM70 66H71V65H70ZM70 66L68 65V67H70ZM113 66H114V65H110V67H112V68H113ZM186 66H187V65H186ZM186 66H185V67H186ZM188 66H189V65H188ZM194 66L191 67V68H193V69H194V68H197V66H196V67H194ZM216 66H217V65H216ZM220 66H221V65H220ZM227 66H229V65H227ZM42 67H43V66H42ZM46 67H47V66H46ZM53 67H54V66H53ZM53 67H52V68H53ZM57 67H59V66H57ZM61 67H62V65L60 66V69H61ZM106 67H107V66H105V69H106ZM115 67H116V66H115ZM127 67H128V66H127ZM177 67L179 68L178 65H177ZM223 67H224V66H223ZM233 67L235 68L234 70L237 69V67H235V66H233ZM63 68H65V67H63ZM112 68H111V69H112ZM136 68H138V67H136ZM186 68L188 69V67H186ZM191 68H190V69H191ZM45 69H46V68H45ZM54 69H55V67H54ZM60 69H59V70H60ZM92 69H93V68H92ZM107 69H108V68H107ZM126 69H127V68H126ZM138 69H139V68H138ZM152 69H153V68H152ZM199 69H200V66H199V68H198L197 70H198V71H201V70H199ZM201 69H202V67H201ZM203 69H204V68H203ZM225 69H228V68H225ZM229 69L231 70V69H233V68L230 66ZM238 69H240V68L238 67ZM56 70H57V69H56ZM59 70H58V72H59ZM93 70L95 71V69H93ZM112 70H113V69H112ZM112 70H111L110 72H112ZM129 70H131V69H129ZM136 70H137V69H136ZM142 70H143V69H142ZM183 70H184V69H183ZM195 70H196V69H195ZM252 70H253V69H252ZM54 71H55V70H54ZM62 71H63V70H62ZM62 71H60V72H62ZM65 71H66V70H65ZM84 71H86V70H84ZM84 71H82V72H84ZM113 71H114V70H113ZM124 71H125V70H124ZM131 71H132V70H131ZM137 71H139V70H137ZM143 71H144V70H143ZM143 71H142V72H143ZM147 71H148V70H147ZM150 71H151L150 74H152V70H150ZM181 71H182V70H181ZM188 71H189V70H188ZM198 71H196V72H198ZM227 71H228V70H227ZM236 71H237V70H236ZM242 71H243V69H242ZM48 72H49V71H48ZM56 72H57V71H56ZM80 72H81V71H80ZM86 72H87V71H86ZM99 72H100V71H99ZM99 72H97V73H99ZM134 72H135V70H134ZM142 72H140V73H142ZM194 72H195V71H194ZM234 72H235V71H232V74H231V75H233ZM54 73H55V72H54ZM63 73H64V72H63ZM113 73H114V72H113ZM143 73H144V72H143ZM146 73H147V72H146ZM235 73H236V72H235ZM237 73H238V71H237ZM239 73H240V72H239ZM60 74H61V73H60ZM88 74H89V73H88ZM125 74H126V73H125ZM125 74H124V75H125ZM138 74H139V73H138ZM158 74H159V72H158ZM168 74H170V73H168ZM58 75H59V74H58ZM61 75H62V74H61ZM98 75H100V74H98ZM144 75H145V74H144ZM171 75H174V74H171ZM202 75H203V74H202ZM241 75H242V73H240L238 76H239L240 78H242ZM85 76H86V75H85ZM91 76H92V75H91ZM91 76H90V78H88V79H91ZM95 76H96V75H95ZM101 76H103V75H101ZM108 76H109V75H108ZM111 76H112V75H111ZM133 76H134V75H133ZM133 76H132V79H133ZM176 76L178 77V76H181V75H179L178 72H177V75H176ZM184 76H185V75H184ZM189 76H190V75H189ZM189 76L187 75L186 77H188V79L193 78L192 75L190 76V78H189ZM234 76H235V75H233V77H234ZM238 76H237V77H238ZM59 77H60V76H59ZM64 77H65V76H64ZM109 77H110V76H109ZM119 77H120V76H119ZM125 77H127V76H125ZM134 77L136 78L137 76H134ZM145 77H146V76H145ZM165 77H166V76H165ZM231 77H232V76H231ZM66 78H67V77H66ZM94 78H95V77H94ZM97 78H98V77H97ZM101 78H102V77H101ZM106 78H107V77H106ZM106 78H104V79H106ZM110 78H112V77H110ZM110 78H109V80H110ZM113 78L116 79V77H114V76H113ZM113 78H112V80H114ZM135 78H134V82L132 81L133 84H135V80H136ZM138 78H139V77H138ZM146 78H147V77H146ZM154 78H155V77H154ZM154 78H152V76H151V79L155 82L156 78H155V80H154ZM160 78H161V77H160ZM174 78H175V76H174ZM174 78H171V79H174ZM198 78H199V77H198ZM60 79H61V78H60ZM62 79H63V78H62ZM80 79H81V78H80ZM84 79H86V78H84ZM107 79H108V78H107ZM107 79H106V80H107ZM147 79H148V78H147ZM151 79L149 80V84H150V83H152V84L154 83V82H150V81H152ZM163 79H164V78H163ZM163 79H162V80H163ZM176 79H177V78H176ZM203 79H204V78H202V80H203ZM109 80H108V82L106 81L107 84L109 83ZM137 80H139V79H137ZM137 80H136V81H137ZM194 80H195V78H194ZM200 80H201V79H200ZM90 81H91V80H90ZM98 81H99V80H98ZM100 81H101V80H100ZM114 81H115V83H114L113 81H112V82H113L114 84H116L117 79L114 80ZM118 81H119V80H118ZM126 81H127V80H126ZM130 81H131V80H130ZM164 81H165V80H164ZM164 81H163V83H164ZM204 81H205V80H204ZM66 82H67V81H66ZM78 82H83V81L80 80V81H78ZM91 82H92V81H91ZM94 82H96V84H97V81H94ZM94 82H93V84H94ZM102 82H103V81H102ZM120 82H121V81H120ZM128 82H129V81H128ZM128 82H127V85H129V83H130V86H131L132 83H131V82L128 83ZM137 82H138V81H137ZM141 82H142V81H141ZM144 82H145V81H144ZM147 82H148V81H147ZM166 82H167V81H165V84H166ZM173 82L175 83L176 80L173 81ZM199 82H200V81H199ZM205 82H206V81H205ZM87 83H88V82H87ZM87 83H86V84L84 83L85 86L87 85ZM110 83H111V82H110ZM113 83H112V85H113ZM163 83H162V84H163ZM190 83H191V82H189V84H190ZM84 84H82V86H83ZM89 84H90V83H89ZM100 84H101V83H100ZM104 84H105V83H104ZM107 84H106V86H107ZM120 84L124 85L123 82H122V83H119V85H120ZM137 84H140V81H139V83H137ZM141 84H142V83H141ZM155 84H158V83H155ZM168 84H169V83H168ZM175 84H176V83H175ZM177 84H179V83L177 82ZM177 84H176V86H177ZM194 84H195V83H194ZM194 84H193V85H194ZM199 84H200V83H199ZM203 84H206V83H202V85H203ZM77 85H78V84H77ZM98 85H99V83H98ZM101 85H102V84H101ZM101 85L99 86V89H100V88L102 89V86H101ZM110 85H111V84H110ZM112 85H111V86H112ZM117 85H118V84H117ZM153 85H154V84H153ZM163 85H164V84H163ZM169 85H171V84H169ZM173 85H174V84H173ZM184 85H186V83H184ZM211 85H209V86H211ZM72 86H73V85H72ZM79 86H80V84H79ZM79 86H78V88H79ZM88 86H89V85H88ZM113 86H114V85H113ZM124 86H125V85H124ZM135 86H136V85H135ZM137 86H138V85H137ZM141 86H142V85H141ZM141 86H140V88H141ZM143 86H144V85H143ZM149 86H150V85H149ZM156 86H157V85H156ZM164 86H166V88H168L167 84L164 85ZM191 86H192V85H191ZM195 86H197V85H195ZM214 86H213V87H214ZM92 87H93V86H92ZM95 87H96V86H95ZM169 87H170V86H169ZM171 87H172V86H171ZM171 87H170V90H171ZM211 87H212V86H211ZM93 88H94V87H93ZM96 88H97V87H96ZM96 88H95V90H96ZM110 88H111V87H110ZM113 88H114V87H113ZM115 88H116V87H115ZM129 88H130V87H129ZM144 88H145V87H144ZM146 88H147V86H146ZM179 88H180V87H179ZM179 88H176V89L179 90ZM187 88H191V87H188V85H187V86H186V89H187ZM196 88H197V87H196ZM74 89H75V88H74ZM80 89H81V87H80ZM91 89H92V88H91ZM97 89H98V88H97ZM125 89H126V88H125ZM131 89H132V88H131ZM136 89H137V87H136ZM152 89H153V88H152ZM168 89H169V88H168ZM192 89H193V88H191V91L189 90L190 93L192 92ZM78 90H79V89H78ZM78 90H77V91H78ZM83 90H84V87H83ZM115 90L117 91V89H115ZM123 90H124V89H123ZM129 90H130V89H128L127 91H129ZM144 90H145V89H144ZM149 90H151V87H150ZM154 90H155V89H154ZM154 90H152V92L150 93L151 96H158V94H157ZM157 90H158V89H157ZM170 90H169V91H170ZM178 90H177V91H178ZM193 90H194V89H193ZM219 90H220V89H219ZM105 91H106V90H105ZM105 91H104V92H105ZM112 91H113V90H112ZM127 91H126V92H127ZM146 91H147V90H146ZM161 91H162V90H161ZM165 91L167 92L166 89H164L163 92L166 93ZM172 91H173V93L170 92V94H171L172 96H175V95H174L175 93H174V90H173V89H172ZM212 91H213V90H212ZM217 91H218V90H217ZM83 92H84V91H83ZM85 92H86V91H85ZM91 92H93V91H91ZM106 92H107V91H106ZM117 92H118V91H117ZM130 92H131V91H130ZM130 92H129V93H130ZM140 92H141V91L139 90V91L136 92V93H140ZM142 92H143V91H142ZM142 92H141V93H142ZM213 92H214V91H213ZM222 92H224V90H223ZM78 93H79V92H78ZM99 93H100V92H99ZM111 93H112V92H111ZM121 93H122V92H121ZM127 93H128V92H127ZM129 93H128V94H129ZM146 93H147V92H146ZM177 93H178V92H177ZM217 93H218V92H217ZM217 93H216V94H217ZM219 93H220V92H219ZM95 94H98V93L95 92ZM107 94H108V93H107ZM122 94H123V93H122ZM150 94H149V95H150ZM170 94H169V96H170ZM185 94H186V91H185ZM185 94H184V95H185ZM210 94H212V93H210ZM228 94H229V95H228ZM92 95H94V94H92ZM92 95H91V96H92ZM110 95H111V94H110ZM130 95H131V94H130ZM133 95H134V93H133ZM136 95L138 96V94H136ZM140 95L142 96V94H140ZM143 95H144V93H143ZM182 95H183V92H182ZM218 95H219V94H218ZM225 95H224V94L221 95V96H222V100L225 99V98H223V96H225ZM91 96H90V98H92ZM99 96H100V95H99ZM115 96H116V95H115ZM126 96H127V95H126ZM160 96H161V95H160ZM166 96H168L167 93H166ZM178 96H179V95H178ZM190 96H191V95H190ZM190 96H189V98H190ZM118 97H119V95H118ZM120 97H121V96H120ZM120 97H119V98H120ZM132 97H133V96H132ZM135 97H136V96H135ZM142 97H145V96H142ZM175 97H176V96H175ZM187 97H188V95H187ZM212 97H213V95H212ZM212 97H210L209 101L212 99ZM229 97H228V98H229ZM87 98H88V96H87ZM116 98H117V97H116ZM122 98H123V96H122L120 99H122ZM164 98H165V96H164ZM167 98H168V97H167ZM183 98H184V100H185V97H183ZM183 98H182V99H183ZM189 98H188V99H189ZM218 98H220V97H218ZM128 99H129V98H128ZM143 99H144V98H143ZM150 99H152V98H150ZM160 99H161V98H160ZM178 99H179V97H178ZM214 99L216 100L217 98H214ZM214 99H213L212 101H214ZM102 100H103V99H102ZM126 100H127V99H126ZM153 100H154V99H153ZM158 100H159V99H158ZM175 100H176V98H175ZM175 100L172 99L175 108H177V107L179 106V107H178V110H179V109H180V105L177 106V105L175 104V103H176ZM217 100H218V99H217ZM229 100H231V99H229ZM166 101H167V100H166ZM172 101H171V103H172ZM176 101H177V100H176ZM187 101H188V100H186L185 102H187ZM212 101H211V102H212ZM223 101H224V100H223ZM226 101H227V99H226ZM137 102H138V100H137ZM148 102H149V101H148ZM153 102H154V101H153ZM162 102H163V104L161 103V101L158 102V103H161V105L163 106L164 103H165L163 99H162ZM230 102H229V103H230ZM89 103H90V102H89ZM116 103H117V102H116ZM118 103H120V102L118 101ZM138 103L141 104V102H138ZM155 103H156V102H155ZM158 103H156V104H158ZM168 103H169V102H168ZM171 103H170V104H171ZM188 103H190V102H188ZM215 103H216V101H214L212 104L215 105ZM232 103H231V104H232ZM236 103H235V104H236ZM124 104H125V102H124ZM124 104H123L122 106H125ZM140 104H138V105H140ZM184 104H185V103H184ZM184 104L181 103V106H182V105L184 106ZM209 104H210V103H209ZM212 104H211V105H212ZM220 104H221V109H222V108L224 107V105H223L221 102H220ZM224 104H225V103H224ZM240 104H239V105H240ZM246 104H248V105H246ZM94 105H95V103H94ZM103 105H105V103H104ZM133 105L135 106V103H134V102H132V107H134ZM158 105L160 106V104H158ZM165 105H167V104L165 103ZM165 105H164V107H165ZM172 105H173V104L169 105V106L167 107V109H163V107H162V110H160L159 107H158L159 110H157V107H156V109H155V108H154V109L157 110V113L161 114V115H160L161 117H162V116L164 117V116H168V114H167V113H168V112H167V111H168V108H170ZM227 105H228V104H227ZM232 105H234V104H232ZM236 105H238V104H236ZM236 105H235V108H237ZM242 105H241V106H242ZM98 106H99V105H98ZM98 106H97V107H98ZM111 106H112V105H111ZM130 106H131V105H130ZM148 106H150V105L148 104ZM154 106H155V105H154ZM174 106H172V107L174 108ZM176 106H177V107H176ZM185 106H186V105H185ZM185 106H184V107H185ZM204 106H205V105H204ZM208 106H210V105H208ZM225 106H226V104H225ZM85 107H86V106H85ZM94 107H95V106H94ZM117 107H118V106H117ZM172 107L170 108V110L173 109ZM188 107H189V106H187V108H188ZM211 107H212V106H211ZM211 107H209V109H208L207 111H205V112H206L205 115H206L207 117H209V118H210L212 115H215V114H213V113H214V110H216V109L211 110V109H212ZM213 107H215V106H213ZM238 107H239V109H241L240 106H238ZM87 108H88V106H87ZM103 108L105 109L106 107H103ZM108 108H109V109H108ZM124 108H127V103H126V106H125ZM128 108H129V105H128ZM135 108H136V107H135ZM138 108H140V107H138ZM175 108H174V110H175ZM181 108H182V109H180L179 111L183 110V112H184L185 110L183 109V107H181ZM185 108H186V107H185ZM192 108H194V110H196L195 107H192ZM201 108H203V106H201L200 109H201ZM210 108H211V109H210ZM219 108H220V107H219ZM89 109H90V108H89ZM99 109H100V107H99ZM101 109H102V108H101ZM121 109H123V107H121ZM146 109H147V108H146ZM197 109L199 110V108H197ZM237 109H238V108H237ZM243 109H244V108H243ZM252 109H254V108H252ZM256 109H255V110H256ZM107 110H110V107H107L106 111L104 110V111L106 112V114L109 112V111H107ZM126 110H127V109H126ZM128 110H129V109H128ZM133 110H134V108H133ZM190 110H192V109H191V108L188 109V110H187V113H190V112H188V111H190ZM194 110H193V111H194ZM202 110H203V109H202ZM218 110H219V109H218ZM223 110H224V109H222V113H223ZM226 110H233V109H230V108H229V109H226ZM234 110H235V109H234ZM234 110L232 111L233 113H235ZM90 111H92V110H90ZM94 111H95V110H93V112H94ZM96 111H97V110H96ZM102 111H103V109H102ZM111 111H112V113H113L112 108H111L110 112H111ZM118 111H119V110H118ZM148 111H149V110H148ZM148 111H146V112H148ZM193 111H192L191 113L194 115V113H196V112L193 113ZM196 111H197V110H196ZM200 111H201V110H200ZM220 111H221V110H220ZM241 111H242V110H241ZM247 111H248V110H247ZM247 111H245V112H246L245 115H246V116H251V115H247V113H249V111H248V112H247ZM110 112H109V114H110ZM114 112H115V111H114ZM123 112H124V111H123ZM130 112H131V111H130ZM130 112H128L127 117L129 116V114H130V116H132ZM197 112H198V111H197ZM212 112H213V113H212ZM87 113H88V112H87ZM89 113H90V112H89ZM89 113H88V116H89ZM112 113H111V115L108 114L109 116H111V120H110V118L108 117V119L110 120V123H109V124H111V125L113 124L112 120L115 119V118L112 119V115L115 114V113H113V114H112ZM137 113H139V112L137 111ZM151 113H152V112H151ZM173 113H174V111H173ZM180 113H181V112H180ZM185 113H186V112H185ZM185 113H184V116L186 115L187 118H188V115L185 114ZM217 113H218V112H217ZM256 113H257V112H256ZM261 113H262V112H261ZM82 114H83V113H82ZM121 114H122V112H121ZM124 114H125V113H124ZM124 114H122V116H121L122 118H123ZM144 114H145V113H144ZM147 114H148V113H147ZM153 114H154V113L149 114V115H150L149 119H151V118L154 117V116L151 117ZM171 114H172V113H171ZM174 114H175V113H174ZM198 114H199V113H198ZM198 114L196 113V115H198ZM223 114H224V113H223ZM241 114H242V113H241ZM241 114H240V116H241ZM259 114H260V113H259ZM91 115H92V114H91ZM100 115H101V114H99V115H97V116L100 117ZM115 115H116V114H115ZM118 115H119V114H118ZM125 115H126V114H125ZM149 115H148V116H149ZM177 115H178V114H177ZM177 115H176V116L171 115V116H173L172 118L174 119L175 117H177ZM182 115H183V114H182ZM203 115H204V114H203ZM225 115H226L227 117H225ZM235 115H236V113H235ZM235 115H233L232 113H230V111L227 112V114H224V115H223V116L225 117V122H224L225 124L223 123V127H224V126H227V128L225 129V132L222 134L223 136L226 135V138H227V135H229L231 132H234V131H238V132H240V131L238 130V129H240V128H241L243 131H245V130H247L248 132H250V131H254L255 133H260L259 135H264V131H263V130H264V127H262L261 125H257V124H255V123H252V122H255V121H253L255 118H254V119H252V118L250 119V117H249V119H246V117H240V116L238 115V112H237V115H238L240 118H237ZM262 115H263V114H262ZM106 116H107V115H106ZM106 116H104V118H106V119L103 118L104 120H106V121L103 120L104 122H101V121H102V120H101L102 118L99 119V120H101V121H100L101 123L108 122V119H107ZM116 116H117V115H116ZM134 116H135V115H134ZM148 116H147V117H148ZM155 116L158 117V115H156V114H155ZM169 116H170V115H169ZM171 116H170V117H171ZM184 116H183V117H184ZM201 116H202V114H201ZM206 116H205V117H206ZM215 116H216V115H215ZM217 116H218V114H217ZM95 117H96V116H94V119H95ZM99 117H98V118H99ZM101 117H102V115H101ZM127 117H126V118H127ZM132 117H133V116H132ZM135 117H136V116H135ZM157 117H156V118H157ZM183 117H182V118H183ZM195 117H196V116H195ZM199 117H200V116H199ZM199 117H196V119L198 118V120H199ZM84 118H85V117H84ZM91 118H93V117H91ZM130 118H131V117H130ZM136 118H137V117H136ZM140 118H142V117H140ZM145 118H146V117H145ZM168 118H169V117H168ZM168 118H167V119H168ZM177 118H178V117H177ZM201 118H202V117H201ZM201 118H200V119H201ZM213 118H214V117H213ZM217 118H218V117H217ZM217 118H215V120L213 119L214 122L211 121V122L214 124V126H215V129H216L215 131L218 130L216 127L221 128V125H222V122H221L222 120H219V118H218V120H217ZM88 119H89V118H88ZM96 119H97V118H96ZM117 119H118V118H117ZM128 119H129V118H128ZM131 119H132V118H131ZM133 119H134V117H133ZM133 119H132V121H134ZM154 119H155V118H154ZM163 119H164V118H163ZM173 119H171V120H173ZM175 119H176V118H175ZM203 119H205V118L203 117ZM220 119H221V118H220ZM124 120H125V119H124ZM126 120H127V119H126ZM147 120H148V119H146V120H144V121H147ZM152 120H153V119H152ZM152 120L149 121V122H152ZM157 120H160V117H159V119H157ZM169 120H170V119H169ZM184 120H185V119H184ZM210 120H211V119H209V121H210ZM79 121H81V120H79ZM84 121H85V120H84ZM94 121H95V120H94ZM114 121H116V119H115ZM135 121H136V120H135ZM141 121L143 122L142 119H141ZM173 121H174V120H173ZM200 121H201V120H200ZM200 121H196V120H194V122L196 123V125L199 124L198 122H200ZM204 121H205V120H204ZM206 121H207V120H206ZM206 121H205V122H206ZM223 121H224V119H223ZM261 121H262V120H261ZM263 121H264V119H263ZM75 122H76V121H75ZM111 122H112V123H111ZM137 122H138V121H137ZM147 122H148V121H147ZM149 122H148V123H149ZM153 122H155V121H153ZM158 122H159V121H158ZM160 122H161V121H160ZM162 122H163V121H162ZM165 122H166V121H165ZM174 122L176 123V121H174ZM174 122H173V123H174ZM202 122H203V121H202ZM202 122H200V123H202ZM259 122H260V121H259ZM85 123H86V122H85ZM90 123H91V121H90ZM117 123H120V121H117ZM133 123H134V122H133ZM145 123H146V122H144V124H143V123H142V124L145 125ZM148 123H147V124H148ZM166 123H167V122H166ZM166 123H165V124H166ZM185 123H186V125H187L186 127H188L189 124H191V123H189V122H187V121H185ZM188 123H189V124H188ZM192 123H193V122H192ZM195 123H194V124H195ZM208 123H209V122H208ZM73 124H74V123H73ZM95 124H98V123H95ZM128 124H129V123H128ZM153 124H154V123H150V127L153 126ZM170 124L172 125V123L170 122L169 124H166V126L168 127V126H170ZM262 124H263V123H262ZM107 125H108V124H107ZM111 125H110V127H113V126H111ZM113 125H115V124H113ZM121 125H123V124H121ZM130 125H131V124H130ZM155 125H156V124H155ZM162 125H164V122L162 123ZM83 126H85V125H83ZM100 126H101V125H100ZM145 126H146V125H145ZM148 126H149V125H148ZM164 126H165V125H164ZM192 126H193V125H192ZM192 126L190 125V127H192ZM211 126H212V124L209 126V127H210V130L214 131L213 129H211ZM102 127H104V125L101 126V128H102ZM105 127H106V124H105ZM105 127H104V129H105ZM107 127H108V126H107ZM115 127H116V126H114V128H115ZM118 127H119V125H118ZM143 127H144V126H143ZM143 127H142V128H143ZM177 127H178V126H177ZM194 127H195V126H194ZM196 127L199 128L198 125H197ZM223 127L221 128V130L223 129ZM116 128H117V127H116ZM119 128H120V127H119ZM124 128H125V127H124ZM131 128H132V127H131ZM160 128H165V131H166V132L168 131V130L166 129V127H163V126L161 127V125H160ZM168 128H169V127H168ZM192 128H193V127H192ZM200 128H201V129H204L205 127L203 128V126H202V127H200ZM207 128H208V127H207ZM98 129H99V128H98ZM135 129H136L135 127H134V129L132 128V130H134V131H135ZM173 129H175V127H174ZM182 129H183V128H182ZM189 129H190V128H189ZM196 129H197V128H196ZM90 130H91V129H90ZM96 130H97V129H96ZM143 130H144V129H143ZM146 130H148V129H147V126H146ZM159 130H160V129H159ZM162 130H163V129H161V131H160L161 133H159V134H161V137H163V136H162V135H163V134H162ZM187 130H188V129H187ZM191 130H192V129H190V131H191ZM242 130H241V132H243ZM124 131H125V130H124ZM150 131H151V129H150ZM175 131H176V130H175ZM180 131H182V130H180ZM180 131H179V132H180ZM184 131H185V127H184ZM190 131H189V132H190ZM195 131H197V130H195ZM104 132H105V131H104ZM143 132H144V131H143ZM146 132H147V131H146ZM146 132H144L143 135H145ZM163 132H164V130H163ZM173 132H174V130H173ZM185 132H186V131H185ZM185 132H184V133H185ZM203 132H204V131H203ZM203 132H202V133H203ZM248 132H247V133H248ZM85 133H86V132H85ZM99 133H100V135L102 134V132H99ZM124 133H125V132H124ZM134 133H135V132H134ZM176 133H177V132H176ZM180 133H181V132H180ZM187 133H188V132H187ZM187 133L185 134L186 136H187ZM195 133H196V132H195ZM214 133H215V132H214ZM103 134H104V133H103ZM115 134H116V133H115ZM115 134H114V135H115ZM117 134H118V133H117ZM117 134H116V135H117ZM125 134H126V133H125ZM136 134H137V131H136ZM141 134H142V132H141ZM154 134H155V133H154ZM156 134H157V132H156ZM171 134H172V133H171ZM177 134H179V133H177ZM177 134H176V135H177ZM182 134H183V133H182ZM182 134H181V135H182ZM190 134H192V133L190 132ZM197 134H200V133H199V129H198V131H197ZM197 134H196V135H197ZM206 134H207V133H206ZM215 134H217V135H216V137H217L220 133H219V134H218V133H215ZM234 134H235V133H234ZM98 135H99V134H98ZM116 135H115V137H116ZM127 135H128V134H127ZM134 135H135V134H134ZM149 135H150V134H149ZM157 135H158V134H157ZM173 135H174V134H173ZM185 135H183V136H185ZM207 135H208V134H207ZM231 135H232V134H231ZM135 136H136V135H135ZM152 136H153V134H152ZM186 136H185V137H186ZM193 136H194V135H193ZM214 136H215V135H214ZM237 136H238V135H237ZM245 136H246V135H245ZM117 137H119V134H118ZM128 137H129V136H128ZM156 137H157V136H155V140H156V141H158V140L160 141V138H161V137L159 138V136H158V137H157L158 140L156 139ZM164 137H165V136H164ZM170 137H171V136H170ZM170 137H169V138H170ZM194 137H196V136H194ZM199 137H200V135H199ZM199 137L197 136L196 138H198V140H199V139H200ZM220 137H221V138H220ZM220 137H219V138H220V141H221L223 138H222V136H220ZM228 137H229V136H228ZM261 137H262V136H261ZM201 138H202V137H201ZM235 138H237V137H235ZM262 138H263V137H262ZM161 139H163V138H161ZM170 139H171V138H170ZM178 139H179V138H178ZM182 139L184 140V137H183ZM186 139H187V138H186ZM206 139H209V138H206ZM224 139H225V137H224ZM232 139H233V137H232ZM116 140H117V138H116ZM153 140H154V139H152L151 142H152ZM236 140H238V138H237ZM236 140H235V141H236ZM143 141H144V140H143ZM143 141H142V142H143ZM168 141H169V140H167V141H165V142L168 143ZM173 141H175V142L177 143V141H176L175 138H174V140H172V142H173ZM199 141H200V140H199ZM202 141L205 142V139H203ZM209 141H211V139H209ZM228 141H230V140H228ZM233 141H234V140H233ZM233 141L231 140L230 142H233ZM170 142H171V141H170ZM204 142H202V143H204ZM206 142H208V141L206 140ZM215 142H216V141H215ZM236 142L238 143V141H236ZM135 143H136V145H135ZM135 143H134V145L137 146V143H138V142L135 141ZM140 143H141V142H140ZM140 143H139L138 145L143 144V143H141V144H140ZM144 143H145V142H144ZM146 143L149 144V142H146ZM146 143L144 144L143 147L146 146ZM163 143H164V142H163ZM176 143H174V145H175V147H176V149H177V146H176L177 144H176ZM195 143H196V141H195ZM209 143H210V142H208L207 144H209ZM212 143H214V142H212ZM237 143L235 144V142H234V146L236 145V146H235V147H236L235 149H237L239 146L241 147V149H242V146L245 147V145H244L243 143L240 144V145H239V143H238V145H237ZM244 143L247 145L248 142H247V143L244 142ZM129 144H130V143H129ZM129 144H127V145H129ZM131 144H132V143H131ZM131 144H130V145H131ZM160 144H162V143H160ZM160 144H158V145H160ZM199 144H200V142H199ZM204 144H205V143H204ZM204 144H203V146H204ZM214 144H215V143H214ZM214 144H213V145H214ZM220 144H221V143H219V145H220ZM113 145H114V144H113ZM125 145H126V144H125ZM125 145H124L123 147H125ZM127 145H126V146H127ZM166 145H167V144H166ZM168 145H169V144H168ZM196 145H197V144H196ZM201 145H202V144H201ZM201 145H200V146H201ZM205 145H206V144H205ZM210 145H212V144H210ZM219 145H218V147H219ZM223 145H224V144H223ZM226 145H227V144H226ZM250 145H251V146H250ZM256 145H260V144H256ZM135 146H134V148H133V145H132V148H133V149H132V148H131V149H132L133 151H134V150H136V151L138 150V149H135ZM160 146H162V145H160ZM207 146H208V145H207ZM214 146H215V145H214ZM220 146H221V145H220ZM228 146H229V145H228ZM260 146H261V145H260ZM260 146H259V147L256 146V147H257V148H260ZM148 147H150V146L148 145ZM148 147H147V148H148ZM152 147H154V146L152 145ZM163 147H164V145H163ZM175 147H174V148H175ZM180 147H181V146H180ZM197 147H198V146H197ZM208 147H209V146H208ZM212 147H213V146H212ZM222 147L224 148L225 146H222ZM222 147H221V148H222ZM226 147H227V146H226ZM226 147H225V148H226ZM248 147L253 148V147H252V143H251V144L249 143V146H248ZM119 148H120V149L122 148L121 145H120ZM137 148H139V147L137 146ZM154 148H155V149L157 148L156 145H155ZM161 148H162V147H161ZM204 148H205V147H204ZM229 148H230V147H227L228 150H230ZM245 148H247V146H246ZM251 148H250V149H251ZM254 148H255V147H254ZM123 149H125L126 152H127V151H129V150H128V149H129V146H127V147H125V148H123ZM139 149H140V148H139ZM142 149H143V148H142ZM150 149H151V147H150ZM158 149H160V148L158 147ZM158 149H157V150H158ZM163 149H165V148H163ZM171 149H172V148H171ZM197 149L199 150V148H197ZM210 149H211V148H210ZM210 149L207 148V150H209L210 152H211V151L213 152V150H210ZM214 149H215V148H214ZM239 149H240V148H239ZM239 149H238V150H239ZM250 149H249V150L246 149V151H247V150L250 151ZM125 150H124V151H125ZM151 150H154V149L152 148ZM177 150H178V149H177ZM195 150H196V149H195ZM198 150H196V151H198ZM215 150H217V149H215ZM232 150H233V149H232ZM242 150H244V149H242ZM242 150H241V151H242ZM262 150H264V148H263ZM121 151H122V149H121ZM143 151H144V150H143ZM174 151L176 152V155H177V151H176V150H174ZM209 151H208V152H209ZM239 151H240V150H239ZM241 151H240V152H241ZM253 151L256 152V149H255V150L253 149ZM253 151H252V149H251L250 152L254 153ZM257 151H260V149H258ZM129 152H131V151H129ZM160 152H161V151H160ZM163 152H165V150H163ZM163 152H162V153H163ZM166 152H167V151H166ZM168 152H169V151H168ZM170 152H171V150H170ZM186 152H187V151H186ZM186 152H185V153H186ZM202 152L204 153V149H203ZM208 152H206V154H207ZM217 152H220V153H221V151H216L215 154H216ZM127 153H128V152H127ZM131 153H132V152H131ZM157 153H158V152H157ZM179 153H180V152H179ZM179 153H178V154H179ZM213 153H214V152H213ZM224 153H225V152H224ZM228 153H230V152H228ZM261 153H264V152H261ZM119 154H120V153H119ZM159 154H160V153H159ZM159 154H156V155H159ZM174 154H175V153H173V155H174ZM215 154H214V155H215ZM218 154H219V153H218ZM233 154H235V152H234ZM233 154H232V155H233ZM254 154H255V153H254ZM254 154H253V155H254ZM258 154H260V153L258 152ZM258 154H255V155H258ZM160 155H161L160 158H163L162 156H164V154H160ZM188 155H189V154H188ZM190 155H191V154H190ZM190 155H189V156H190ZM195 155H196V154H194V155L192 154V158H193V160H194ZM214 155H213V156H214ZM223 155H224V154H223ZM223 155H221V158H222ZM228 155H229V154H228ZM228 155H227V156H228ZM255 155H254V156H255ZM174 156H175V155H174ZM204 156H205V154H204ZM204 156H203V158H204ZM206 156H207V155H206ZM208 156H209V155H208ZM211 156H212V155H211ZM215 156H216V155H215ZM215 156H214V157H215ZM225 156H226V155H225ZM234 156H235V155H234ZM236 156H238V155L236 154ZM251 156H252V154H251ZM214 157H213L212 159H215ZM232 157H233V156H232ZM240 157L242 158L243 156H240ZM120 158H121V157H120ZM173 158H175V157H173ZM179 158H180V157H179ZM196 158H197V157H196ZM196 158H195V159H196ZM208 158H209V160H211L210 157H208ZM216 158H217V156H216ZM227 158L229 159V157H227ZM249 158H250V157H249ZM249 158H248V159H249ZM256 158H258V157H256ZM260 158H261V157H260ZM117 159H118V158H117ZM154 159H157V158H154ZM163 159H164V158H163ZM204 159H205V158H204ZM230 159H231V158H230ZM128 160H129V159H128ZM139 160H142V159H139ZM157 160H159V159H157ZM160 160H162V159H160ZM171 160H172V159H171ZM190 160H191V156H190ZM193 160H192V161H193ZM197 160H198V159H197ZM153 161H154L155 165L158 166V164L156 163L157 161H156V160H153ZM176 161H177V159H176ZM178 161H179V160H178ZM178 161H177V162H178ZM192 161H190V162H192ZM194 161H196V160H194ZM194 161H193V162H194ZM205 161H207V160L205 159ZM205 161H204V162H205ZM211 161H212V160H211ZM219 161H220V162H219ZM219 161H218V162H219V165H223V163H225L224 161H226V159H223L222 161L219 159ZM259 161L261 162V160H259ZM159 162H160V161H159ZM163 162H165V161H163ZM168 162H170V161H168ZM179 162H181V161H179ZM207 162H208V161H207ZM218 162L215 161V163H218ZM226 162H227V164L230 166V163H228V161H226ZM257 162H258L257 160L255 161V163H254V161H252V163H254V165H255ZM260 162H259V163H260ZM154 163H153V164H154ZM165 163H166V162H165ZM186 163H189V162H186ZM234 163H235V162H234ZM263 163H264V162H263ZM118 164H120V163H118ZM121 164H122V163H121ZM159 164L162 165V164H164V163H162V164L159 163ZM172 164H174V162H173ZM181 164H182V163H181ZM181 164H179V165H181ZM199 164H200V162H199ZM201 164H202V163H201ZM204 164L206 165V163H203L202 165H204ZM210 164H211V163L208 162V165H210ZM212 164H214V163H212ZM212 164H211V166L213 167ZM225 164H226V163H225ZM227 164H226V165H223V166H226L225 168H224V167L221 168V166H219L218 164H216V165H218L220 169H219V168H215L216 166L214 167L215 169L212 168L211 166H210V168H212L211 170H214L215 172H216V169H217V170L219 169V170H220V173H221V171H222L223 169H225V170L228 172V173H227V172H226V173L229 174V173L231 172V170H230V171L227 170V168L230 169L229 167H227ZM115 165H116V162H115ZM124 165H125V164H124ZM129 165H130V164H129ZM142 165H143V163H142ZM155 165H154V166H155ZM164 165H166V164H164ZM184 165H185V164H184ZM187 165H188V164H187ZM187 165H186V168L188 167ZM235 165H236V164H235ZM122 166H123V164H122ZM181 166H182V167H180V166H179V167L182 169V168H183V165H181ZM218 166H217V167H218ZM232 166H233V165H232ZM118 167H119V166H118ZM120 167H121V166H120ZM123 167H124V166H123ZM128 167H129V166H128ZM128 167H125V168H128ZM143 167H145V166H143ZM175 167H176V166H175ZM189 167H190V166H189ZM189 167L187 168V172H189V170H188ZM192 167H193V166H192ZM205 167H208V168H209V166H205ZM205 167H204V169H205ZM253 167L255 168V166H253ZM125 168H124V169H125ZM152 168H153V167H152ZM156 168H157V167H156ZM162 168H163V167H161V170H162ZM176 168H178V166H177ZM180 168H178V169H180ZM184 168H185V166H184ZM184 168H183V169H184ZM210 168H209V169H210ZM262 168H264V167H262ZM122 169H123V168H120V172H123V173H124V171H125L126 169H125V170L123 169L124 171H123ZM139 169H140V168H139ZM139 169H136L135 172H138ZM221 169H222V170H221ZM87 170H88V169H87ZM127 170H128V169H127ZM127 170H126V171H127ZM148 170H150V169H148ZM148 170H147V171H148ZM161 170H160V171H161ZM173 170H174V169H173ZM184 170H185V172H186V169H184ZM219 170H218V171H219ZM232 170H233V169H232ZM237 170H239V169H237ZM115 171H117V170L115 169ZM180 171H181V170H178V172H180ZM263 171H264V169H263ZM120 172H119V173H120ZM185 172H184V173H185ZM203 172H204V171H203ZM212 172H213V171H212ZM224 172H225V171H224ZM253 172H255V171H253ZM253 172H252V173H253ZM114 173H115V172H114ZM141 173H142V171H140V174H141ZM184 173H183V175H185ZM236 173L239 174V172H236ZM247 173H248V172H247ZM252 173H250V174L252 175ZM261 173H262V172H261ZM263 173H264V172H263ZM112 174H113V173H112ZM132 174H133V173H132ZM138 174H139V173H138ZM140 174H139V175H140ZM159 174H160V173H159ZM159 174H158V175H159ZM181 174H182V173H181ZM190 174H191V173H190ZM227 174H226V175H227ZM230 174H231V176H232V175H235V173H234V174L230 173ZM238 174H237V176H238ZM240 174H241V172H240ZM240 174H239V176H240ZM253 174H254V175H253L252 177L254 178L255 173H253ZM258 174H259V173H258ZM127 175H128V174H127ZM127 175L125 174V176H127ZM139 175H137L138 177H136L138 181L141 179V176L139 177ZM148 175H149V174H148ZM187 175L190 177L189 174H186L184 177H188ZM191 175H192V174H191ZM226 175H225V176H226ZM114 176H115V175H114ZM119 176H120V175H118L117 178H120ZM128 176H130V175H128ZM128 176L125 177V180L129 178ZM131 176H132V175H131ZM131 176H130V179H129V180H131ZM133 176H134V178H135L136 174H135V175L133 174ZM193 176H194V175H193ZM235 176H236V175H235ZM237 176H236V177H237ZM110 177H112V176H110ZM189 177H188V178H189ZM227 177H229V176H227ZM258 177H259V176H258ZM121 178H122V181H124V180H123L124 176L122 177V175H121ZM136 178H135V179H136ZM139 178H140V179H139ZM201 178H203V177L201 176ZM250 178H251V177H250ZM256 178H257V177H256ZM256 178H255V180H257ZM260 178H261V177H260ZM181 179H182V178H181ZM225 179H226V178H225ZM112 180H114V179L112 178ZM120 180H121V179H120ZM129 180H128V181H129ZM141 180H142V179H141ZM205 180H207V179H205ZM210 180H211V179H210ZM210 180H209V181H210ZM240 180H241V179H240ZM244 180H245V179H244ZM114 181H115V180H114ZM128 181H127V182H128ZM233 181H234V180H233ZM237 181H238V180H237ZM245 181H246V180H245ZM124 182H126V181H124ZM132 182L137 183V182H135V181H132ZM139 182H140V181H139ZM141 182L143 183V181H141ZM207 182H208V180H207ZM24 183H25V182H24ZM238 183H239V181H238ZM241 183H242V181H241ZM247 183H248V182H247ZM250 183H251V182H250ZM253 183H254V182H253ZM253 183H252V184H253ZM113 184H114V183H113ZM139 184H140V183H139ZM208 184H210V183H208ZM242 184H243V183H242ZM242 184H241V185H242ZM244 184H245V183H244ZM1 185H2V183H1ZM115 185H116V184H115ZM122 185H123V184H122ZM128 185H129V183H128ZM128 185H127V186H128ZM133 185H134V188H135V184H133ZM141 185H142V184H141ZM199 185H200V184H199ZM201 185H202V184H201ZM131 186H132V184H131ZM143 186H144V185H143ZM208 186H209V185H208ZM217 186H218V185H217ZM220 186H221V185H220ZM237 186H238V185H237ZM23 187H25V186H23ZM107 187H108V186H107ZM109 187H110V186H109ZM167 187H168V186H167ZM167 187H166V188H167ZM218 187H219V186H218ZM1 188H2V187H1ZM1 188H0V189H1ZM124 188H125V187H124ZM157 188H158V187H157ZM241 188H244V187L242 186ZM258 188H259V187H258ZM258 188H257V189H258ZM4 189H5V188H4ZM10 189H11V188H10ZM49 189H50V188H49ZM128 189H129V188H128ZM130 189H131V188H130ZM148 189H149V188H148ZM171 189H172V188H171ZM262 189H263V188H262ZM117 190H118V189H117ZM199 190H200V189H199ZM242 190H243V189H242ZM244 190H245V189H244ZM246 190H247V189H246ZM6 191H8V190H6ZM11 191H12V190H11ZM112 191H113V190H112ZM114 191H115V190H114ZM169 191H170V190H169ZM98 192H99V191H98ZM130 192H132V191H130ZM140 192H141V191H140ZM153 192H154V191H153ZM160 192H161V191H160ZM200 192H201V190H200ZM0 193H1V192H0ZM8 193H9V192H8ZM70 193H71V192H70ZM76 193H77V192H76ZM111 193H113V192H111ZM170 193H171V192H170ZM180 193H181V192H180ZM208 193H209V191H208ZM210 193H211V192H210ZM1 194H2V193H1ZM10 194H11V192H10ZM47 194H48V193H47ZM73 194H75V193H73ZM79 194H80V192H79ZM81 194H82V193H81ZM101 194H102V193H101ZM101 194H100V195H101ZM131 194H132V193H131ZM144 194H145V193H144ZM192 194H193V193H192ZM213 194H214V193H213ZM83 195H84V194H83ZM86 195H87V194H86ZM91 195H92V194H91ZM100 195H99V196H100ZM132 195H133V194H132ZM171 195H172V193H171ZM182 195H183V194H182ZM188 195H189V192H188ZM204 195H205V194H204ZM211 195H212V194H211ZM73 196H74V195H73ZM165 196H167V194H166ZM186 196H187V194H186ZM0 197H1V196H0ZM78 197H79V196H78ZM81 197H82V196H81ZM91 197H92V196H91ZM91 197L88 196V198H91ZM173 197H175V196H173ZM173 197H172V198H173ZM196 197H197V196H196ZM235 197H236V195H235ZM235 197H234V198H235ZM75 198H76V197H75ZM85 198H86V197H85ZM88 198H87V200H88ZM166 198H167V197H166ZM178 198H179V197H178ZM183 198H184V197H183ZM183 198H182V199H183ZM229 198H230V197H229ZM245 198H246V197H245ZM1 199H2V197H1ZM58 199H59V198H58ZM80 199H82V198H80ZM91 199H92V198H91ZM91 199H90V200H91ZM222 199H224V198H222ZM225 199L228 200V198H225ZM17 200H18V199H17ZM87 200H86V201H87ZM206 200H207V199H206ZM229 200H230V199H229ZM244 200H245V199H244ZM2 201H3V200H2ZM15 201H16V200H15ZM57 201H58V200H57ZM18 202L20 203L21 201L19 200ZM22 202H23V201H22ZM22 202H21V203H22ZM187 202H188V200H187ZM243 202H244V201H243ZM263 202H264V201H263ZM5 203H6V201H5ZM178 203H179V202H178ZM185 203H186V202H185ZM189 203L191 204L190 201H189ZM210 204H211V202H210ZM230 204H231V203H230ZM247 205H248V204H247ZM14 206H15V205H14ZM33 206H34V205H33ZM33 206H32V207H33ZM45 206H46V205H45ZM59 206H61V205L59 204ZM160 206H161V204H160ZM192 206H193V205H192ZM202 206H203V205H202ZM261 206H264V205H261ZM48 207H49V206H48ZM205 207H206V206H205ZM217 207H218V206H217ZM219 207H220V206H219ZM219 207H218V208H219ZM221 207H222V206H221ZM221 207H220V209H221ZM247 207H248V206H247ZM30 208H31V207H30ZM41 208H42V207H41ZM44 208H46V207H44ZM44 208H43V210H44ZM243 208H244V207H243ZM25 209H26V208H25ZM244 209H245V208H244ZM252 209H253V208H252ZM256 209H257V208H256ZM46 210H47V209H46ZM51 210H52V209H51ZM156 210H157V209H156ZM208 210H209V209H208ZM210 210H211V209H210ZM261 210H262V209H261ZM47 211H48V210H47ZM203 211H204V210H203ZM213 211H214V210H213ZM243 211H244V210H243ZM26 212H27V211H26ZM55 212H56V211H55ZM211 212H212V211H211ZM27 213H28V212H27ZM42 213H43V212H42ZM170 213H171V212H170ZM245 213H246V212H245ZM260 213H261V212H260ZM37 214H38V213H37ZM59 214H60V213H59ZM62 214H63V213H62ZM64 214H65V213H64ZM172 214H173V213H172ZM176 214H177V213H176ZM183 214H184V213H183ZM31 215H32V214H31ZM40 215H41V214H40ZM149 215H150V214H149ZM213 215H214V214H213ZM255 215H256V214H255ZM62 216H63V215H62ZM152 216H153V215H152ZM152 216H151V217H152ZM158 216H159V215H158ZM184 216H185V215H184ZM202 216H203V215H202ZM32 217H33V216H32ZM34 217H35V216H34ZM50 217H51V216H50ZM57 217H58V216H57ZM144 217H145V216H144ZM144 217H143V218H144ZM159 217H160V216H159ZM212 217H213V216H212ZM218 217H219V216H218ZM218 217H217V219H218ZM230 217H231V216H230ZM258 217H259V215H258ZM12 218H13V217H12ZM35 218H36V217H35ZM45 218H46V217H45ZM63 218H64V217H63ZM263 218H264V217H263ZM17 219H18V218H17ZM17 219H15V220H17ZM58 219H59V217H58ZM144 219H145V218H144ZM152 219H153V218H152ZM171 219H172V218H171ZM175 219H176V218H175ZM177 219H178V218H177ZM179 219H180V218H179ZM179 219H178V220H179ZM193 219H194V218H193ZM201 219H202V218H201ZM254 219H255V218H254ZM19 220H20V219H19ZM25 220H26V219H25ZM61 220H63V219H61ZM118 220H119V219H118ZM215 220H216V219H215ZM220 220H221V219H220ZM223 220H224V219H223ZM248 220H250V219H248ZM45 221H47V220H45ZM45 221H43V222H45ZM88 221H89V220H88ZM146 221H147V220H146ZM156 221H157V220H156ZM156 221H155V222H156ZM161 221H162V220H161ZM173 221H174V220H173ZM176 221H177V220H176ZM196 221H197V220H196ZM199 221H200V219H199ZM213 221H214V220H213ZM213 221H212V222H213ZM227 221H228V220H227ZM27 222H28V221H27ZM66 222H67V221H66ZM152 222H153V221H152ZM228 222H229V221H228ZM248 222H249V221H248ZM32 223H33V221H32ZM169 223H170V222H169ZM92 224L94 225L95 223H92ZM171 224H172V223H171ZM202 224H203V223H201L200 225H202ZM215 224H216V221H215ZM32 225H33V224H32ZM57 225H58V224H57ZM65 225H66V224H65ZM90 225H91V224H90ZM136 225H137V224H136ZM173 225H174V224H173ZM173 225H172V226H173ZM191 225H192V224H191ZM216 225H217V224H216ZM224 225H225V224H224ZM235 225H236V224H235ZM251 225H253V223H252ZM42 226H43V225H42ZM80 226H82V225H80ZM88 226H89V225H88ZM96 226H97V225H96ZM141 226H142V225H141ZM174 226H175V225H174ZM174 226H173V228H174ZM225 226H226L225 228H227V225H225ZM254 226H255V225H254ZM44 227H45V225H44ZM44 227H43V228H44ZM48 227H49V226H48ZM94 227H95V226H94ZM189 227H190V225H189ZM211 227H212V226H211ZM228 227H229V226H228ZM255 227H256V226H255ZM255 227H253V228H255ZM43 228H41V229L44 230ZM49 228H50V227H49ZM51 228H52V227H51ZM78 228H80V227H78ZM78 228H77V229H78ZM89 228H91V227H89ZM100 228H102V227H100ZM135 228H136V227H135ZM145 228H146V227H145ZM46 229H47V230H46ZM54 229L57 230L56 228H54ZM95 229H96V228H95ZM104 229H105V227H104ZM157 229H158V228H157ZM157 229H155V230H157ZM174 229H175V228H174ZM228 229H229V228H228ZM257 229H259V228H257ZM60 230L62 231L63 229L60 228ZM70 230H71V228H70ZM70 230H68L69 233H70ZM72 230H73V229H72ZM96 230H97V229H96ZM99 230H100V229H99ZM101 230H102V229H101ZM101 230H100V231H101ZM123 230H124V229H123ZM133 230H134V228H133ZM149 230H150V229H149ZM169 230H170V228H169ZM191 230H192V229H191ZM217 230H218V229H217ZM219 230H220V229H219ZM47 231H48V228H45L44 232H47ZM50 231H51V230H50ZM50 231H48L50 234L48 233L47 237L50 236L51 233L54 234V232H56V231H54V232H53V231L50 232ZM63 231H64V230H63ZM65 231H66V230H65ZM78 231H79V229H78ZM80 231L82 232V229H81ZM80 231H79V234H83V232L81 233ZM107 231H108V230H107ZM126 231H127V230H126ZM160 231H161V230H160ZM207 231L209 232V230H207ZM213 231H214V230H213ZM232 231H233V230H232ZM240 231H241V230H240ZM256 231H257V230H256ZM41 232H42V231H41ZM41 232H39L41 235H39V234L37 233L39 236H41V237L39 238L40 240H42V237H44V239H45V236H46V233H43V232H42V233H43V234H42ZM72 232H73V233L75 232V228H74V231H72ZM72 232H71L70 234H73ZM170 232H171V231H170ZM220 232H221V231H220ZM220 232H219V233H220ZM249 232H250V231H249ZM263 232H264V231H263ZM60 233H61V232H60ZM66 233H67V232H66ZM101 233H102V232H101ZM108 233H111V232H108ZM123 233H124V232H123ZM173 233H174V232H173ZM53 234L51 235V240H52L53 243H55V242L53 241V239L55 238ZM64 234H65V233H64ZM79 234H76V233H75V234H74V235H75L74 238H72V237H73L72 235H69V237H70V236H72V237H70V238L68 237V238H66V239H69V240H70L71 238L74 239V240H75V239H78V241L80 240L79 242H81V238H80V236L82 237V235H79ZM85 234H87V233L85 232L84 235H85ZM128 234H129V233H128ZM132 234H133V233H132ZM132 234H131V236H132ZM135 234H136V233H135ZM154 234H156V233L154 232ZM181 234H182V233H181ZM199 234H200V233H199ZM217 234H218V232H217ZM243 234H245V233H243ZM257 234H260V233H257ZM257 234H256V236H257ZM44 235H45V236H44ZM76 235H77L78 238H76ZM78 235H79V236H78ZM107 235H108V234H107ZM109 235H110V234H109ZM116 235H117V234H116ZM116 235H115V236H116ZM136 235H137V234H136ZM148 235H150V234H148ZM117 236H118V235H117ZM129 236H130V235H129ZM151 236H153V235H151ZM159 236H161V235H159ZM200 236H201V235H200ZM208 236H209V235H208ZM210 236H211V235H210ZM52 237H53V238H52ZM84 237H85V239H87L88 242L92 239L91 236H90V238L88 237L90 240H89L88 238H86V235H85ZM163 237H164V236H163ZM212 237H213V235H212ZM232 237H233V236H232ZM246 237H247V236H246ZM260 237H261V235H260ZM263 237H264V236H263ZM79 238H80V239H79ZM82 238H83V237H82ZM116 238H117V237H116ZM118 238H120V237L118 236ZM136 238H137V237H136ZM167 238H170V237H167ZM171 238H172V237H171ZM179 238H180V237H179ZM201 238H202V237H201ZM233 238H234V237H233ZM244 238H245V237H244ZM57 239H58V238H57ZM66 239L63 238L62 240H64V241H62V242L60 241L61 239H59L58 241H60L62 244L65 242L64 245H66ZM85 239H83L82 242H83ZM134 239H135V238H134ZM148 239H150V238H148ZM154 239H155V238H154ZM163 239H165V238H163ZM175 239H177V238H175ZM215 239H216V237H215ZM215 239H213L214 241H213V240H212V241L216 244ZM224 239H225V238H224ZM227 239H228V238H227ZM40 240H39V243H40ZM46 240H50V237H49V239L46 238ZM46 240H45V241H46ZM95 240H96V239H95ZM115 240H116V239H115ZM128 240H129V239H128ZM136 240H137V239H136ZM161 240H162V239H161ZM210 240H211V239H210ZM210 240H209V241H210ZM245 240H246V239H245ZM55 241H57V240L55 239ZM58 241H57V242H58ZM71 241H72V240H71ZM93 241H94V240H93ZM116 241H117V240H116ZM121 241H122V239H121ZM187 241H188V240H187ZM205 241H206V240H205ZM228 241H229V240H228ZM231 241H232V240H231ZM231 241H230V242H231ZM234 241H235V240H234ZM47 242H49V241H47ZM47 242H46V249H47V246H50V248H51V247H52V248L55 247V246H54L55 244H54V245H49L50 242H49V243H47ZM69 242H70V241H69ZM69 242H68V244H70V245L67 244V246H69L71 249L68 250L66 246H65L66 248L63 246L65 252H66V250L70 252V251H72V250L75 248V246H73V244H75L76 242H74V243H69ZM82 242H81V243H82ZM157 242H158V241H157ZM167 242H168V241H167ZM175 242L177 243L176 240H175ZM190 242H191V241H190ZM236 242H237V241H236ZM242 242H243V241H242ZM250 242H251V241H250ZM61 243L59 244V242H58V245L61 246ZM83 243H85V242H83ZM83 243H82V244H83ZM89 243H90V242H89ZM89 243H87V244L85 243V245H89L88 247H85L84 244H83V245H81V244L78 245V243H76V246H77V245L79 246V247H76V248L79 249L80 251H81V249H83L82 251H84V250H85L84 248H86V249L89 248L90 250H92V249L90 248V244H89ZM92 243H93V242H92ZM92 243H91V244H92ZM100 243H101V242H99L98 244H97V243H94V244L97 245L98 248H99V247L102 248V246H104V244L101 245L102 243H101V244H100ZM108 243H109V242H108ZM137 243H138V242H137ZM137 243H136V244H137ZM145 243H146V242H145ZM171 243H173V242H171ZM171 243H169V244H171ZM196 243H197V242H196ZM203 243H204V242H203ZM223 243H224V242H223ZM234 243H235V242H234ZM50 244H51V243H50ZM56 244H57V243H56ZM71 244H72V245H71ZM132 244H133V243H132ZM139 244H141V243H139ZM149 244H150V243H149ZM167 244H168V243H167ZM167 244H166V245H167ZM169 244H168V245H169ZM209 244H210V243H209ZM230 244H231V243H230ZM239 244H240V243H239ZM39 245H40V244H39ZM41 245H42L41 247H40V246H38V247H39V248H43V246H45V244H43V242H41ZM127 245H128V244H127ZM155 245H156V244H155ZM190 245H191L192 247L194 246V244H190ZM204 245H205V244H204ZM216 245L219 246L220 244H219V245L216 244ZM237 245H238V244H237ZM237 245H236V246H237ZM262 245H263V244H262ZM1 246H2V245H1ZM13 246H14V245H13ZM82 246H83V247H82ZM105 246H106V245H105ZM108 246H110V245H108ZM114 246H115V245H114ZM114 246H112L113 249H110V247H109V249H110V250L108 249L109 252L114 250L113 252H110V254H108V252H105V251H107V248H105V249H104V248H102V249L100 248V249H99V251L102 250L100 256L102 257V256L107 255L108 258H101V257H99V254H96L97 251H98V248H97V247L94 248V247L91 246L92 248H94V249L97 250V251H94V252H96V253H93V250H92V253L95 254V255H98L97 258H100V259H95V258H89V259H87V260H86L85 258L83 259V258H82V257H83L82 255L84 254V252H87L89 249H88L87 251H84V252L81 251V252H80L79 250H77V249L75 248L74 250H76V251H75L76 253H75L74 251L72 252L73 254L75 253V256H74L73 254L70 253V256H69V257H67L68 254H69V252H68V254H66L67 252L64 253V252L62 251V252H63V253H62V254H63V257H61V256H60V257L63 258L64 260L62 261V259L58 258V260L60 261V262H58V263H59V264H60V263H61V264H121V263H120V262H121L120 259L123 258L126 254H125V252H124V253H122V252L120 253L119 250H117V252H116L115 250L118 249L119 246L116 245V246H117V247L115 246L116 249L114 248ZM128 246H130V245H128ZM146 246H147V245H146ZM151 246H152V245H151ZM153 246H154V244H153ZM174 246H175V245H174ZM195 246H196V247L198 246V249H199V247L202 248V246H199L198 243H197V245L195 244ZM195 246H194V248H195ZM221 246H222V245H221ZM225 246H226V245H225ZM227 246H230V245H227ZM243 246H244V245H243ZM263 246H264V245H263ZM14 247H15V246H14ZM32 247H33V246H32ZM61 247H62V246H61ZM69 247H68V248H69ZM73 247H74V248H73ZM80 247H81V248H80ZM106 247H107V246H106ZM121 247H122V246H121ZM121 247H120V248H121ZM130 247H131V246H130ZM135 247H136V246H135ZM135 247H134V248H135ZM147 247H148V246H147ZM230 247H232V246H230ZM237 247H238V246H237ZM240 247H241V246H239V248H240ZM28 248H29V246H28ZM30 248H31V246H30ZM36 248H37V247H36ZM44 248H45V247H44ZM50 248H49V250H50ZM56 248L58 249L59 246H57ZM63 248H61V249L59 248L60 251L63 250ZM125 248H126V247H125ZM162 248H163V246H162ZM166 248H167V247H166ZM174 248H175V247H174ZM178 248H179V247H178ZM183 248H184V247H183ZM0 249H1V247H0ZM23 249L25 250V248H23ZM46 249H43V250H45V253H46V251H47ZM54 249H55V248H54ZM54 249H52V250L56 252L57 249H55V250H54ZM65 249H66V250H65ZM103 249H104V250H103ZM142 249H143V248H142ZM147 249H148V248H147ZM175 249H176V248H175ZM198 249H197V250L195 249V250L197 251V253L199 252L200 254H201L202 251L204 250V249H202V250H198ZM234 249H235V248H234ZM26 250H27V249H26ZM37 250H38V249H37ZM37 250H36V251H37ZM49 250H48V251H49ZM52 250H50V251L52 252ZM131 250H132V249H131ZM138 250H139V247H138ZM159 250H160V249H159ZM163 250H164V249H163ZM171 250H172V249H170V251H171ZM180 250H182V248H181ZM180 250H179V251H180ZM185 250H186V249H185ZM188 250H189V248H188ZM195 250H194V251H195ZM0 251H1V250H0ZM20 251H21V250H20ZM30 251H31V250H30ZM36 251H34V252H36ZM48 251H47V252H48ZM133 251H134V250H133ZM145 251H147V250H145ZM145 251H144V253H145ZM164 251H165V250H164ZM164 251H163V252H164ZM206 251H207V247H206ZM206 251H205L204 253H206ZM230 251H231V250H230ZM4 252H5V251H3L2 254H0V257L4 254ZM23 252H24V251L22 250L21 253H23ZM25 252H26V251H25ZM27 252H28V251H27ZM55 252H52V253H55ZM79 252L81 253V256H80ZM88 252H91V251H88ZM103 252L105 253V255H102ZM129 252H130V251H129ZM181 252L183 253V251H181ZM208 252H210V254H211L210 257L212 258V261H214V263H216V264L223 263V262L227 259L225 256H223V255L221 254L222 251L218 253V252H216L215 250H211V249H210ZM235 252H236V251H235ZM10 253H13V252H10ZM10 253H9V254H10ZM21 253L19 254L20 256H22V255L24 254V253H23V254H21ZM38 253H39V250H38ZM49 253H50V252H49ZM49 253H48V254H49ZM56 253H57L58 256L60 255V254H59V251L56 252ZM56 253H55V254H56ZM92 253H89V254H90L89 257L92 256ZM104 253H103V254H104ZM106 253H107V254H106ZM127 253H128V252H127ZM152 253H153V252H152ZM224 253H226V252H224ZM32 254H34V253H30V255H31L30 258H32ZM39 254L41 255V253H39ZM48 254H47V255H48ZM55 254H52V256H51V255H50V256H51V257H55ZM64 254H66V255L64 256ZM118 254H119V255H118ZM123 254H125V255L123 256ZM147 254H148V253H147ZM156 254L158 255L159 253H156ZM166 254H167V257H166V258H169V259H170V258L172 257V256L170 255L169 251H168V253H165L164 255H166ZM174 254H175V253H174ZM183 254H185V252H184ZM183 254H182V255H183ZM208 254H209V253H208ZM234 254H235V253H234ZM250 254H251V253H250ZM16 255H17V254H15L14 256L12 255V257H14L15 260L18 259V260H20V261H19V262H15V261H14L15 263L13 262V264H40V263H41V262H39V261L37 260L38 258H35V259L32 258V261H31V259H30V261H27V260L23 259V258L27 257L29 254H27V256H25V257H24V256L21 257V259H20L19 255H18V257H17ZM25 255H26V253H25ZM36 255H37V254L35 253L33 257H36ZM47 255H46V256H47ZM53 255H54V256H53ZM71 255H72V256H71ZM76 255H77V256L79 255L80 258L78 257L77 259H74V258L76 257ZM84 255H85V254H84ZM120 255H122L123 257L120 258ZM131 255H132V254H131ZM140 255H141V254H140ZM152 255H155V253L152 254ZM157 255H156V256H157ZM160 255H162L161 252H160ZM168 255H170L171 257H169ZM179 255H180V252H179ZM192 255H193V254H192ZM206 255H207V254H206ZM231 255H232V254H231ZM254 255H255V253H254ZM10 256H11V254H10L9 256H7V259L10 258ZM41 256H42V255H41ZM50 256H49V257H50ZM85 256H86V255H85ZM126 256H128V255H126ZM129 256H130V253H129ZM147 256L149 257V255H147ZM175 256H176V255H175ZM186 256H187V255H186ZM188 256H189V255H188ZM200 256L203 257V255H200ZM232 256H233V255H232ZM236 256H240V255H238V253H237ZM241 256L243 257V255H241ZM2 257H3V256H2ZM2 257H1V258H2ZM12 257H11V260H10V263H11V264H12ZM38 257H40V256L38 255ZM42 257H43V256H42ZM56 257H57V256H56ZM64 257H66V259H67V258H68V259L65 260ZM92 257H95V256L93 255ZM148 257H147V258H148ZM157 257H158V256H157ZM201 257H200V258H201ZM210 257H209V258H210ZM242 257H241V258H242ZM253 257H254V256H253ZM255 257H256V255H255ZM44 258H45V257H43V260L47 262L48 260H46V259H44ZM46 258H48V256H47ZM69 258H71V259L73 258L72 261L69 260ZM143 258H144V257H143ZM160 258H161V257H159V259H160ZM188 258L190 259V256H189ZM209 258H208V259H209ZM247 258H249V257H247ZM247 258H246V259H247ZM250 258H251V257H250ZM3 259H4V258H3ZM22 259H23V260H22ZM26 259H27V258H26ZM123 259H124V258H123ZM125 259H127V258L125 257ZM133 259H134V258H131V260L127 259V260H129V261L131 262V263H129V264H138V263H135L136 261L132 263V260H133ZM154 259H156V258H154ZM154 259H153V260H154ZM159 259H158V260H159ZM171 259H172V258H171ZM198 259H199V257H198ZM246 259H245V260H246ZM254 259H255V258H254ZM258 259H259V258H258ZM4 260H5V259H4ZM4 260H0V261L3 262ZM53 260H54V259H53ZM58 260H57V261H58ZM84 260H85V261H84ZM145 260H146V259H145ZM179 260H180V258H179ZM185 260H188V259H185ZM201 260H202V258H201ZM232 260H233V259H232ZM57 261H56V259H55L54 262H52V261H51V262L54 263V264H56ZM68 261H70V262H68ZM150 261H151V260H150ZM181 261H182V260H180V262H181ZM188 261H189V260H188ZM190 261L193 262V260H190ZM195 261H196V262H195ZM195 261H194L195 264L198 263V262H197V259H196ZM212 261H211V263H212ZM5 262H6V261H5ZM5 262H4V264H5ZM46 262H45V263H46ZM48 262L50 263V261H48ZM125 262H126V260H125ZM160 262H161V261H160ZM164 262H165V260H164ZM186 262H187V261H186ZM200 262H201V261L199 260V263H198V264H202V262H201V263H200ZM207 262H208V260H207ZM58 263H57V264H58ZM123 263H124V262H123ZM156 263H157V260H156ZM156 263H155V264H156ZM162 263H163V262H162ZM168 263H169V261H168ZM181 263H182V262H181ZM187 263H188V262H187ZM190 263H191V262H190ZM204 263H206V262L204 261ZM209 263H210V262H209ZM0 264H1V262H0ZM7 264H8V263H7ZM50 264H51V263H50ZM124 264H125V263H124ZM126 264H128V263H126ZM139 264H140V263H139ZM146 264H147V263H146ZM169 264H170V263H169ZM226 264H227V263H226ZM261 264H262V263H261Z\"/></svg>",
  "mask_w": 264,
  "mask_h": 264
}]
</instances>
